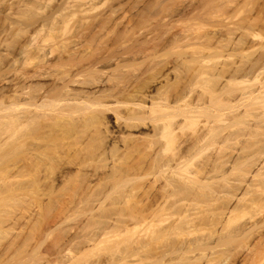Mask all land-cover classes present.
<instances>
[{"label":"bare ground","instance_id":"obj_1","mask_svg":"<svg viewBox=\"0 0 264 264\" xmlns=\"http://www.w3.org/2000/svg\"><path fill=\"white\" fill-rule=\"evenodd\" d=\"M39 1H41V0H39ZM49 1H51V0H49ZM65 1L63 3H65ZM68 1L69 0H67V2ZM154 1L156 3V0H154ZM161 1H163V0H161ZM35 2H37V0ZM74 2L77 3V5L80 3V1H79V3L77 1H73V4H74ZM83 2H84V0H81V3L82 4H79V6H81V9L85 7V9L83 11L81 9H75L77 7L75 4L74 5L76 7H73V8H72V5L73 4L71 6H70V3L69 2L67 4V6L65 4V6L67 8L69 7L70 9H72L71 10V13H70V11H68L70 9L69 8L67 9L66 7H64L69 12V15H70L69 18H71V17L72 18L73 17L76 18L75 15L77 13H79L78 15H81L79 18L82 19L83 18L82 16H83V13L84 12H85L84 13V18H85V16H87V14H89V12L91 11L90 8H89L90 11L87 12L88 11L87 10L88 8H86V6H83L84 5ZM165 2H167V1H165ZM165 2H163L165 4L164 7H166V3ZM192 2H194V1H192ZM202 2H203V0H202ZM31 3H33V2H31ZM152 3H154V2H152ZM91 4H93V3H91ZM206 4H205V6H206ZM28 5H25V6H28ZM62 5L64 6V4L61 3V6L60 7H62ZM117 5H116V7H117ZM157 5H158V3H157ZM113 6H115V5H113ZM160 6H161V4H160ZM87 7H91V5L90 6L88 5ZM64 8L63 9L59 8V9L63 10L62 11L63 12L62 15L64 14V12H67V11H64ZM92 8H93V5H92L91 9ZM111 8H110L111 14L110 15H107L106 17L103 16V18H101L102 16L100 15L101 16L100 17L101 19L98 20L97 23H96V19H93L94 21L91 20L93 23H90L91 22V21L89 22L90 17L87 16L89 18V20H88L87 17L85 19L88 20L89 25L86 26V27H84L82 30L80 29L81 31H78L77 33L75 32L79 36L81 35L82 39H84V40L81 39L82 40L81 42L86 41L89 44V46H88V44H86V42H85L86 45L83 42V46L84 47H81V48L84 49L83 51H81L82 49L80 50L78 47L76 48V46H75L76 50L75 49L72 50L73 48L70 49V47L68 45L63 46L61 49H59L57 47L56 48L54 47V48H51L50 51H48V53L51 56L52 55L54 56L57 53H59L60 54L59 57H58V54H57V57L59 59L61 58L60 60L58 59L59 61L63 60L66 57L65 55H67L68 60L65 59L66 61L63 60L64 62L62 61V63H65L66 62L67 66H70V67H67L66 64H65L66 69H63L62 72L59 71L60 72L59 75H57V73H56L57 72V69H56V72L54 73V74L57 75V76H54V77H56L55 78L56 80L53 83H51V84L50 83L49 84H46V83H43V84L37 83L39 81L36 82L37 83L36 85H32V84L31 85H29V84L28 85H25V84H23V80L27 76L25 75L26 72L25 73H22L23 72L22 70L23 69L26 70V66H30V68H31L32 67L31 65H36L35 66L36 68L34 67L35 69L32 67L34 69L33 74L31 75V77L29 76L30 78H33V79H35V78L37 79V78H39L41 76H42L41 78H43L44 75L45 76L47 75L46 77H44L45 79L48 78V75H50V73H47V72H49L47 70H49L48 68L51 69L53 66L51 65V67H49V65L46 64L48 62V60L46 62V59H48L47 56H49V58H51V57H50V55L48 53H46L45 47L42 46V45H41V47H36L37 44L35 43V39H33L35 37L32 36L33 38L31 39L30 38L31 36H29L30 33L28 35H26V36H24L25 34L24 35L22 34L23 32L20 33V35L22 34L24 36L23 37L24 39H25V37H27V38L29 37V39H31L32 41L34 40L33 43H35V44L32 43L31 44L32 46H30V48L31 47H34L33 45H35V49L32 50V48H31V50H32L31 51L29 49V47H28L32 41L29 40L30 43L27 42L29 44V45H27L28 49L25 47L26 43H24L25 45L23 46V48L25 47L26 49L25 48L22 49L23 52H25L24 50H28V51L30 50V52H26L27 55L26 54H23L22 52H20L22 55H24V57H27V56L28 57H27V59L24 60L25 62L23 60H21V59L20 60L18 59L19 62L23 61L21 63L22 64L21 65L22 68L21 69L19 68L20 70H16V69L15 70L16 71H19V72L21 71L22 76H20L21 74H19V72H16V74H15V75H17V77L18 76H20V77L17 78V81L14 83L15 86L14 85H11V86L16 87V88H13L14 91H15V93L10 88L11 91H12L10 94H13L14 97L11 98L10 96H7L8 92H10V91H7L8 89H6V92H5L6 94L5 95L9 99L11 98L10 99V102H8V101L6 102V98L7 97L5 95H4V97L2 96V94H3V92L5 90L0 93L1 94L0 95V99H1L0 100V109H1L0 110V152H1L0 153V156L3 153H5V154L2 155L4 157L10 156V155H8L9 154L8 152L10 150V154L12 153L11 160L13 162V169H12V171H9L12 167L11 168H8V171H7L6 168L9 166V160H10V158L8 157L9 158L8 159V158H4V157L1 156L2 158H4V160L5 159L6 160L8 159L7 161H4L3 160L1 162L2 163V167L5 168L8 173L11 172V174L9 173L8 176L6 175L7 176V179L10 178L12 180V178H13L12 181L9 180L12 184L8 185L7 188H9V187L12 186V189L9 188V190L10 191L13 190L14 191L13 193L15 195V198H17L16 201L14 199V203L18 201L19 204L20 203L21 204H75L74 206H71V207H74L75 208V209L72 208L73 211L71 210L70 207L69 208L67 207V209L69 211L67 210L68 213L67 212L65 213L67 215V216L65 215V218H70L71 215H73V214H75L77 212H81V210L83 209V207L82 206H79L80 204H87V203L90 204L92 202H96L97 204L98 203L99 204H105L107 202V200H108V202L110 200H112L111 199L112 198L111 195H112L113 192L111 193V191L113 189L112 190H109L110 192L108 194H106V195L103 193L104 194L102 196L103 199L101 197H100V199H96V198H99L98 196H96V198L94 197V199H93V196L92 195H89L88 196V195H86L83 192L85 194L84 195V194H82L80 192V190L81 189L82 190L84 189L85 191H87L86 193H89L90 192L89 190L90 189L92 190V186H93L92 184H93V182H97L98 181V178H97V181H95V179H94L95 177L92 178V175L89 174L90 172L88 173V175L85 174V172H83L84 169H83L82 166L84 165V167H85V165H87V163L89 162V160H90V163H91V160L93 162L94 161L93 159L95 158V156L97 157L98 152H99V149H100V144L102 143L101 141L99 142V138H103V136L102 137L100 136V137L97 138L96 135L98 136V134L100 133V131L98 132V130L102 129V127L104 128L107 125H109L108 124L109 118L108 117H105L104 115H109L110 113L111 114L114 113V115L115 114L118 115L115 118H118L119 117L118 119H120L121 121L123 120V122L126 123L127 127L130 126L131 124H134L136 127L139 128V126L141 125L142 122L145 123L144 122L145 120L148 121L147 120L148 118L150 119V121H152V123L155 122L156 124H158V125H156L157 126L156 128L159 127L157 129V130H159V132H158L159 133V135H158L159 136V140L160 141H163L164 140V143H165V145H164V143L162 142L165 147L164 146H161V147H164V149L161 148L162 149L161 151H165V152H167V151L170 152L171 151V154L169 153L170 156H171V158H166L165 159L164 157H162V155L165 156L168 153L167 152L166 154H162L161 155V157L164 158V159H160L159 158L160 160H156V161H155V159H153V163L151 161V163H152L151 165L154 168L157 167L159 169V167H162V168H167L164 171H166V170L167 171L168 170L170 171V172L168 171L170 173V175H171V177L169 176L170 180L169 179L168 180L166 179V184H169V186L167 185L166 187H163V188H167V189H168V187H170V190H167V191H169L168 192L169 194L166 195V192H165V196L163 194V197H156L157 195H155L154 197L156 199L153 198V201L155 200L154 203H152V204H144L145 203L144 200H145V197H146L145 195H144V199L142 200V202L144 201V203H142L141 202V199H142L143 196L140 198V196H139V194H141V193H139L140 191L138 192V196L139 197L137 195H134L135 197L133 198V196L132 197L130 196V191H128L129 190L128 189L127 190L128 193H127V191L125 192V193H127L126 195H128V196H126L125 194H124V196H126V197H123V196L121 197L120 196L121 199L122 198L123 199L121 200L122 202H120L121 204L120 203H119L120 205L118 204L119 207L117 205L118 208L115 207L116 205L113 206L112 207L113 209H111V210H109L111 207H106V209L107 208H109V209L108 210H104L105 209V206L103 207V205H101V206L99 205V208L96 207L95 204H92L93 207H92V205H90L91 207H89V208L86 206L88 208V209L86 208V211L89 210L90 212H84L85 209H83L82 212H84V214L87 213V215H85V216L89 220V223L86 222L85 223V226L83 225V227H81V228H79L78 226H76V228H78V229H76V231H74L75 228H73L74 230L73 229L72 230L74 231V234H73V231H67L68 233L64 232L63 235H66V234L67 235H66V240H65V236L62 235L64 238H62V236H61V239H60L61 242L60 243L63 244V249H61V251H62L61 253L59 251L60 255L58 256L59 253H57V255H56V253H54L55 250H53L54 252H52L51 255L54 254L56 256L52 255L54 257V258H52V256L50 255V252L52 251V249H50V247L51 248H56V246L54 245V242H53V244L51 243L52 246H50L51 245L50 244L49 245V248H48V250H51V251H48L47 250L48 253H49V255L51 256L50 258H52V259H50V258L47 259L48 258L47 257L48 255L45 256L47 254V252H46V254L44 255L45 257H44V259H42V261H44L47 264H264V204H258L260 201L264 200V173L258 171V173L254 174V177H256V178L261 177L262 180H261L260 183H257V184L253 183V185L250 184V186H248V189H250L249 191H253V189H255L254 191L256 192V195L257 196H258L257 193H260L261 194V196L259 198H256V196H254L255 194H254V191H253L252 193L254 194L253 195L254 197L251 196L252 197L251 199H247V196H248V193H249V191H247L246 193H243L240 198L239 197L237 198L239 200L238 201L239 204H176L175 201L173 202L174 199H177V196H178V194H180V192H182V195H183V192H186V194H188V193L191 192V190H194V189L195 190H200L207 183L206 177H203V178L198 177L200 175V173L201 174L203 173L205 175V174H208V173H213L215 171L216 172H219L220 170L223 169L222 168L223 167L222 164L224 163L223 162V159H224L223 158V155L225 153L222 154L223 153V152H221L222 149L224 148L223 149V151H224L225 148H226V146L229 143H231L233 141L238 142V140H240L239 138H242L243 137V134L241 135L240 132L239 133L236 132V131L234 132V130L232 131L230 129V128L233 127L232 124L235 121H237V120L245 119V118H248V117H253L255 115V113H256L257 116H259L257 113L260 114V111H264L263 110L264 109V96H261L263 92L260 94V91H259V93L256 94V95H259L260 94V96H258V97L254 95V93H256V92L253 91V90L248 93L249 95H246L247 94L246 91H248L247 89H250L249 87H247V89H246V86L247 85H249V86L251 85L250 87L252 89V85L253 84H249L248 83L244 87H243L242 84H245L246 82H248L249 81L248 80L249 77L247 76L248 78L245 79L246 81L243 82L244 81L243 80L242 81V84H241V82H239L240 80L238 81V78L241 77L240 76L241 75V73H240L241 71L238 70V72H237L234 69H231L229 71L228 70H225L226 68H228V67H224V66H227V64L226 65L223 64V66H221V67L220 66H217V65H216L217 67H207L206 64H205L206 61L209 59V58L206 59L207 55L204 57L206 60H204L202 57L199 58L200 60L202 59L200 61L201 62L200 63L201 65L198 66L201 69L198 68L199 71L198 70H197L198 72L196 71L197 73H199L198 74L199 77H196L195 76L196 78H201L202 77L203 80L205 81V86L206 87L204 86L203 88H206V89H203L202 88V90H201L203 92L204 98L202 96V93L199 90V92L201 94H199L196 98H194V96H193V98L197 101V104H195L194 106H191V104L189 105L187 102L186 103L188 105L187 104H183V103L180 104V101H183V100L180 99V101H179L177 96L175 98V95H178L179 92L177 94H174V93L167 94L166 93V95L164 97H159L160 93L158 94L157 92H155L158 95V98L157 97L156 98L155 97L153 98V97H151L148 94L149 91H147V87L152 88L151 87V83H152V80L151 79H153V78H157L158 79V77H157V75L155 73H156V71L158 72L163 67V65H162L163 62L162 61H161L162 64L159 62V64L162 65V67L159 66L160 69L155 70V68H151V70H152L151 73L154 72V74L156 75V77L153 76V78H151L153 73L151 75L149 74L151 76L150 77V81H146L145 82L144 81V79H145L144 78V75L143 76L141 75L144 78L143 81L145 83H143V81L141 80L142 77L139 78L141 81H138L139 80L138 77H135V80H136V78L138 79L136 81L133 80L134 77H132V78L130 77V81L133 80L132 83H134L131 86V83L129 82V77L126 78V76H123V74H121V76H119V77H117L115 79V76H118V72H120V71H122L124 69V68H122L120 70L118 68V66L120 64H117V63H121L120 61H122V58L120 56H118V57L121 58V60H118V62L115 64L116 67H117V68L116 67L114 68L116 74L114 73V69H111L113 71V73L115 74V76L113 75L114 78L112 77L111 80L110 79L107 80V78L104 79L106 81L111 82V84L114 83V84H112L113 86H110V89L111 90L110 89L107 90V88H106V90H104L105 88H103V87H102L103 90L101 89V87H100L101 90L100 89L98 90V87H97V90H98L97 92H92V91L89 92V90H87V91L86 90L85 91L84 90L83 91H79L76 87H75L76 88L75 89L74 86H77V84L79 85L82 82L81 81L82 79H83V82L82 83L84 85L85 84L84 83V80H85L84 78H88V76L90 75V73H89L88 76L84 77V73H87L89 71H93L95 69H96L95 71L98 70L96 73H98L99 71H101V72L103 71L104 72V71H106L105 70L106 69V65L107 64L109 65L110 64L109 62L112 61L111 58L113 60H114L115 57L118 58L117 57V54L114 53L115 51H112V48L114 50V46L116 45L115 44V41L114 40L112 41L113 38L110 37V40L111 41L108 40V39H107L108 41L105 40L106 41L105 42L106 44H103L104 41H103V43H98V41L100 39H101L100 42H102V39L110 36L109 34H108L109 36H107V33L105 35V31H104V34L103 35L101 33H103L104 27L108 23H110V21H111V23H113V20H115V19H111V18L113 16H115L116 13H118V11L120 10L119 9L120 7L117 8V10L115 8L114 9H111ZM204 8H202V9H204ZM186 9H187V7H186ZM164 10H165V8H164ZM193 10H190V12L193 11ZM177 11H178V9L176 10V12ZM58 12H59V10L57 11V13ZM80 12H82V14H80ZM109 12H107V13H109ZM167 12H168V10H167ZM197 12H198V10H197ZM184 13H182V14H184ZM195 13L196 12H194V14ZM60 14H61V12H60ZM58 15H59V13H58ZM65 15H66V13H65ZM173 15H175V14H173ZM190 16H192V15L190 14ZM52 17H53V15H52ZM64 17L65 16H63V18ZM171 17L173 18V16H171ZM175 17H177V16H175ZM251 17H253V16H251ZM251 17L248 18V20H246V24H243L244 30H247V33H246V34H248L247 39L249 37L250 38V41H251L250 35L252 36V39H253V37H257L259 34L261 35V33H258L257 32V34H256L255 31H253V30H257L258 28H256V27H258V26L260 27V25L257 26V24H256L257 23L256 22L257 20L256 21L255 20H252L253 18H251ZM48 18L49 17H47V19ZM170 18H169V21H171ZM66 19L67 18L65 17L64 20H66ZM86 20L84 22H86ZM180 20H183V19H180ZM187 20H191V19H187ZM192 20H194V17H193ZM223 21L225 23L227 22L225 20H222L221 23H223ZM37 22H39V21H37ZM37 22L35 21V23H37ZM176 22L177 21H175V23ZM184 22H180V23L182 25H185V26L186 25L187 26H191L192 21L191 22L189 21L190 24H188L189 22L184 24ZM10 23H11V21H10ZM167 23H165V24H167ZM171 23H172V21H171ZM225 23H224V25H222L223 28L220 27L221 24L218 26L219 28H222L223 30L221 31V29H220V32L217 33V31H216L215 34H214L213 31L210 32L208 29H205V31L207 30L209 32H206V33L202 34L204 32V31L201 30L202 26L198 27L195 31H193L195 29L194 27H193L194 28L193 30H192V28L190 29V27H189L188 30H186L187 28L186 29L183 28V32L185 33L184 36H183V38H181L182 37V34H181V36H178V34L175 35V36H174V34L173 35H170L169 34L172 37L169 40L166 38L167 39V42H166V40H164V41L166 43H169L170 42V44H172V45H174L176 43H181V41H185V42L186 41H189V42H187V44L190 43V41L196 42L193 45H191L192 47L195 46L196 49L195 48L194 49L191 48V50H193V51L196 52V54L195 55H192V56H198V57H200L201 54H202V56H204V53H202V52L200 53V51H205V52L207 51L208 52V51H212V50L214 51V49H216V51L217 50L221 51L222 48L218 47V48H220V49H218L216 47L217 46L216 44L221 43L222 41L220 39H224L223 38L224 36L225 37L228 36L226 38V40L228 41L229 47L230 46H233V44L235 45V44L241 43V41L243 42V38L242 37H241L242 38L241 40H240V38L237 40V39H235L237 37L236 36L234 38V40H233V36L237 35V33H236L237 32L236 31L237 29L234 27V26H236V24L233 23V26H232V25H230L231 23H226V24ZM37 24H39V23H37ZM114 24H115V22H114ZM6 25H8V24H6ZM11 25L9 27H11ZM41 25H43V24H41ZM44 25H46V24H44ZM109 25L107 26V28H109ZM172 25L174 26V24H172ZM238 25H240V24H238ZM26 26H23L24 29H25ZM28 26H30V25H28ZM33 26L36 27L35 24H33ZM33 26H31V27H33ZM167 26H169V25H167ZM214 26L215 27L213 29L216 30V28H218V27H217V25H214ZM14 27H16V28L19 27L20 28V26L17 27L16 25ZM31 27H29V30L31 29ZM35 27H34V29H35ZM100 28H103V29L101 30ZM175 28H177V27H175ZM175 28L173 27V29H175ZM237 28L239 29V26ZM241 28H240V31H241ZM243 28H242V30H243ZM22 29H21V31H22ZM95 29L96 30L97 29L98 30L100 29L101 31L100 32L99 31L96 32ZM173 29H172V31H173ZM29 30H27V31H29ZM129 30L120 31L119 33H118L119 30H118L117 33H116V35L119 36V37H121L123 35L124 39L127 38V37H129L126 40H128V39L131 40L130 37H133V35H135V34L132 35L133 31L131 32ZM133 30H134V33H136V30L135 29H133ZM157 30H159V29H157ZM166 30H167V28H166ZM170 30H171V28H170ZM176 30H178V29H176ZM198 30H200V32H202V33L198 32ZM111 31H112V29H111ZM162 31H164V30H162ZM2 32H3V30H2ZM2 32H1V34H2ZM154 32H155V30H154ZM168 32L169 31H167L165 33H168ZM193 32H195V33H193ZM25 33H26V31H25ZM138 33H140V32H138ZM158 33H159V31H158ZM172 33H175V32H172ZM210 33H212V34H210ZM12 34H13V32H12ZM35 34L33 33V35H35ZM113 34H114V32L112 33V35ZM154 34H153V36H154ZM7 35L8 36L11 35V32H10V34H7ZM145 35L147 36V34H145ZM238 35H239V33H238ZM3 36H5V35H3ZM3 36H2V38H3ZM79 36L77 38L80 39L81 37H79ZM103 36H106V37L101 38ZM113 36L115 38V35H113ZM140 36H142V35H140ZM156 36H157V34H156ZM160 36H162V34H160ZM166 36H167V34H166ZM14 37H15V35H14ZM136 37H139V34L136 35ZM136 37L134 36V38H136ZM149 37L152 38L151 36H149ZM7 38H9V37H7ZM23 38H20V41ZM134 38H132V39H134ZM153 38L152 39H148L149 42H151L152 45H153V42L151 40H153ZM121 39H123V38L121 37ZM162 39H165V37H163ZM247 39L245 38V40H247ZM74 40L72 41L73 43L77 42V40L75 42H74ZM129 40L128 41H125V42L121 41V43L122 42L123 43L129 42ZM155 40H156V37H155ZM155 40H153V41L155 42ZM193 40H196V41H193ZM253 40H258V39L255 38ZM22 41H24V40H22ZM26 41H28V40H26ZM117 41H119V40H117ZM134 41H136V40H134ZM199 41H200V43H199ZM5 42H4V44L7 43V42L6 43ZM81 42H79L80 45H82ZM112 42L114 43L113 45L111 44ZM161 42L163 43L162 45H161ZM161 42L159 41L160 45L162 47L165 46L166 43L163 42V41H161ZM0 43H2V42H0ZM79 43H77V44H79ZM157 43L158 42L156 41L155 46L153 45L155 48H157L156 50L159 49L158 48L159 45ZM197 43H199V44L196 45ZM100 44H102V45H100ZM245 44L247 46V43H245ZM245 44H244V47H245ZM69 45H70V43H69ZM118 45H120L119 42H118ZM118 45H116V46L118 47ZM148 45H149V43H148ZM148 45H145V46H148ZM152 45L151 46L149 45L148 47H144V46L143 47L146 48V49L147 48L149 49V47H152L153 49H155ZM177 45L178 44H176V46ZM184 45H182V46H184ZM9 46L12 47V45H9ZM60 46H62V45H60ZM86 46H88V47H86ZM105 46L108 49L111 47L109 49V50H111V52L107 48H105L106 50H101L100 49V48H103L104 49ZM123 46H126V45L123 44ZM130 46H133L135 48H138L137 50L140 49L137 46V43H136L135 46H134V43L131 44ZM179 46H180V44H179ZM213 46L215 48H212ZM238 46H241L239 48H242V45L241 44L238 45ZM5 47H6V45H5ZM13 47H14V45H13ZM162 47H161V49H162ZM187 47L189 48V46H187ZM14 48H16V46ZM36 48H37V50H36ZM120 48H122V47H120ZM126 48H123V49H126ZM188 48H185V50L188 49ZM225 48H227V45H226ZM230 48H232V47H230ZM230 48H229V50H231ZM236 48H238V47H233L232 50L234 49V51H235ZM0 49H1V47H0ZM2 49H3V47H2ZM57 49L59 51L60 50H62V51L59 52V51H57ZM99 49L101 50L100 53H99V51H100ZM132 49H134V48H132ZM132 49L130 48V50H129V47H128V50L129 51H133ZM163 49H166V48L163 47ZM163 49L161 51H164ZM16 50H14V51H16ZM128 50L126 49V51L125 50H123V51L126 52V54H127V51ZM144 50L145 49H140L139 52H137V55H135L136 54L135 52H134L135 54L133 52L132 53L135 56H139L140 54H142V56H143V53H141V52H145V54L146 53L148 54V52L146 50L145 51ZM156 50H155V54H158V53H156ZM189 50H190V48H189ZM197 50H198V54H197ZM222 50H223V51H221L222 53L224 52V50H225V52L226 51L228 52V48L227 49H222ZM7 51L8 50H6V52ZM97 51H98V53L100 55H98V56L95 57V55L98 54ZM116 51H118V50H116ZM134 51H135V49H134ZM161 51H157V52H159V54H160ZM193 51L192 52L190 51V52L192 54H194L195 52H193ZM108 52L111 53V54H113V57L111 56V58H109L110 61L107 60V58L109 57L107 55H111V54H108ZM149 52L150 53H154L151 50H149ZM186 52H187V50H186ZM9 53H11V52H9ZM42 53H43V56L40 55ZM2 54H3V52H2ZM2 54H1L2 58L3 57L6 58L8 56V55H6V57H5V55H2ZM6 54H8V53H6ZM17 54L20 55L19 53H17ZM17 54H15V55L12 54V56L15 57ZM122 54H121V56H122ZM129 54H127V55H129ZM155 54H154L155 58L153 56L154 62H155V60H158V58L156 59V55ZM215 54H217V53H213V55H215ZM22 55H21V57H23ZM125 55H123V58H124ZM152 55L150 56V54H148L146 56L149 58V57H152ZM131 56H132V54L129 57L131 58ZM210 56H212V55H210ZM24 57H23V59H24ZM147 57H146V59H147ZM157 57H158V55H157ZM142 58L145 59V56L144 57H141V59ZM188 58H189V56H188ZM193 58L192 59L194 61H195V59H197L195 57H193ZM53 59H54V57H53ZM127 59H125V60L127 61ZM137 59H140V57H138ZM137 59H136L135 62H137ZM151 59L152 58L147 59V61L146 60L145 61L147 63L148 62L151 63ZM190 59H191V57H190ZM1 60H4V59H1ZM9 60H10V57H9L8 61ZM15 60L17 61V59H15ZM55 60H57V59H55ZM105 60H107L109 62H107ZM128 60H130V59H128ZM134 60H133V62H134ZM148 60H150V61H148ZM16 61H14V63ZM59 61H58V63H59ZM197 61H199V60H196L194 62L195 65H196ZM6 62L5 63L3 62L4 65L6 64ZM10 62H11V60H10ZM12 62H13V60H12ZM12 62H11V64H12ZM34 62L35 63L37 62V63L35 64ZM104 62L105 63L107 62L106 65H104ZM133 62L131 61V63H133ZM140 62L142 63L141 60H140ZM140 62L137 63V64L141 65ZM146 62L143 61V63H146ZM154 62H152V63H154ZM256 62H258V61H256ZM18 63H15L16 66H18L17 65ZM54 63H56V61H54ZM54 63H52V64H54ZM62 63H60V64L62 65ZM122 63L124 64V62H122ZM203 63L205 64L206 67L204 65H202ZM8 64H9V62H8ZM48 64H51V63H48ZM100 64L102 66H105V69L104 70L101 67L99 68V66H101ZM128 64H130V63L128 62L127 65ZM159 64H157V65H159ZM61 65H60V67L63 68L64 67V64H63V66H61ZM195 65H194L193 68H195V67L197 68V66H195ZM261 65H263V63H261ZM47 66H48V68H47ZM120 66L122 67V65H120ZM129 66L131 68L132 67V64L129 65ZM154 66H155V63L153 64V66L151 64V67H154ZM12 67L14 68V66H12ZM18 67H20V66H18ZM55 67L60 68L59 65H56ZM113 67L114 66L112 65V68ZM124 67H125V65H124ZM145 67H146V65H145ZM171 67H173V65ZM233 67H234V65H233ZM252 67L255 68V66H252ZM257 67H259V66H257ZM4 68H2V69H4ZM53 68H52V70H53ZM149 68H150V66L148 67V69ZM175 68H176V66H175ZM193 68L191 69V71L193 70ZM238 68H240V67H238ZM262 68L260 66L259 71H261ZM60 69H58V70H60ZM99 69H102V70H99ZM118 69H119V71H118ZM6 70H7V68H6ZM29 70H32V69H29ZM124 70H126V69H124ZM244 70H243V73H244ZM3 71L4 70H2L0 72L1 75L3 74ZM42 71H44V72H42ZM170 71L172 72V70H170ZM173 71L177 72V70H173ZM50 72H51V70H50ZM107 72H108V69H107ZM227 72H228V74L230 73V75L229 76L226 75L228 77L226 79L225 73H227ZM236 72L239 73V74H237ZM11 73H10V75H11ZM30 73H28V74H30ZM91 73H94V71L91 72ZM120 73H122V72H120ZM133 73H135V72H133ZM192 73H194V72H192ZM243 73H242V75H244ZM262 73H264V72H262ZM175 74H173V75H175ZM177 74H178V72H177ZM6 75H7V72H6ZM10 75H9V77H10ZM236 75H239V77H237ZM257 75H258V73H257ZM257 75H255V76H257ZM3 76H5V75H3ZM24 76H26V77H24ZM93 76H95V75H93ZM22 77H24V79ZM251 77H253V76H251ZM80 78H82V79L80 80ZM90 78L93 80V77H90ZM90 78H88V79H90ZM224 78L227 80V83L230 84L228 86H231V85H236V86L237 85L238 86L239 85H242L243 88L240 91L241 96L244 94L245 96H250L251 97V96L254 95L253 97H255V99L252 98V97L250 98V99H254L255 101L252 100L253 103H251L252 101L251 102L249 101L251 103V105L249 107H246L245 108L246 110H244V112L243 111L241 113L240 112H237V114H233V117L232 116L230 117L226 113H224L223 107H224V105H228L227 103L230 104V102L232 101V99H230V97H232V96H230V95H234L235 94L234 92H237V91L230 92L231 90H229L228 92L230 93V95H229L228 92H227L228 94L226 95V91L228 90V87L226 86L227 83H226L225 86H223L224 83L223 84H220V83H222L221 81ZM6 79H8V77ZM112 79H115V82ZM126 79H128V81H126ZM254 79L256 80L257 77L253 78V80ZM30 80H32V79H30ZM45 81H47V80H45ZM250 81H251V79H250ZM256 81H258V79ZM12 82L13 81H11V83ZM99 82H100V80H99ZM128 82L130 83L129 88H127L128 85H129ZM147 82H151V83H149L150 86H148V83ZM153 82H154V80H153ZM8 83L6 82V84H8ZM96 83H94V84H96ZM171 83H167V85L168 84H171ZM261 83H262V81L260 83H258V84L262 85ZM2 84L3 83L1 82V85L0 86H3ZM107 84H108V86H106V85L105 86L109 88L110 83H107ZM153 84L154 83H152V86H154ZM101 85H102V83H101ZM126 85H127V87H126ZM263 85L261 87L264 88ZM85 86H87V85L85 84ZM91 86H93V85H91ZM111 87L112 88L113 87L114 88H117L118 90L117 89H114V88L112 89ZM166 87H168V86H166ZM174 87H175V89H173ZM225 87H227V89ZM253 87H255V86L253 85ZM79 88L82 89L81 87H79ZM150 88H148V90H150ZM177 88H178V86H177ZM263 88H261V89H263ZM160 89H161V87H160ZM169 89H171V91H172V89H173V91L176 90V86H174V82H173V85L170 86ZM169 89H168V92L170 91ZM116 91H118V92H116ZM177 91H178V89H177ZM257 91H258V89H257ZM151 92L152 91H150V94H151ZM152 94H154V93H152ZM228 96H229V99H228ZM245 96H242L241 98H243ZM179 97H181V95H179ZM237 97H238V95H237ZM3 98H5V100ZM233 98H235V97H233ZM246 98H248V97H246ZM151 100H152V102H151ZM235 100H237V99H235ZM149 101L151 103L150 106H148L150 104ZM238 101H240V100H237V102ZM232 102H231V104H232ZM6 103H8V105ZM236 103H233L234 105L232 104V106H235ZM121 105H123V106H121ZM1 106H2V108H1ZM119 106L121 108L123 107L122 108L123 110L125 109L124 106H126V109L124 110L125 114H123L124 112L122 113V111H119L121 109ZM183 107L186 108L187 112H185V109ZM118 108H120V109L117 110ZM145 110H147V111H145ZM143 111L147 112L150 117H148V118L145 117V114H147V113H145ZM119 112H121V113H119ZM185 113H187V114H185ZM261 113H262V115H264V112H261ZM122 114H123L124 117L121 116ZM181 115L184 116V120H183L184 124L185 123H194V124H197L198 125L199 123L200 124L204 123L203 125H204V128H206V130L203 133H201V132H200V134L197 133L198 135H196L195 137H193L194 139L193 138L191 139L192 141H190V143H188L187 147L185 148V151H187V152H184L183 153V151H182V153H175V149H176L175 148V146H176L175 144L177 143V141L180 138V137H178L179 135L177 134L178 133L177 131L179 130L178 129V124H179V121H180L179 120V117ZM106 120H107V122H105ZM109 121H111V119ZM117 121H115V124H116ZM135 122L136 123L137 122H140V124L137 123V125H136ZM162 122H163L164 125L161 124ZM106 123H107V125H106ZM159 123H160L161 126L159 125ZM138 124H139V126H138ZM124 125L125 124H123V127H125ZM134 125H131V128ZM100 126H102V127L100 128ZM144 126H145V124H144ZM181 126H183V125L181 124ZM107 128H109V126H107L105 129L107 130ZM140 128H141V126H140ZM256 128H258V126H256ZM89 131L90 132L92 131L93 134L95 132V135L93 136V134H92V136H90L91 139L89 140L90 142L88 144H86V141L88 139V138H86V140H85V146H84L83 145L84 142L81 140V138L83 136H81V135H83V134L85 135V133L86 132L88 133ZM110 132L113 135V132L112 131H110ZM106 133L108 134V131H106ZM131 135H132L131 136V139H132L134 136H133V134H131ZM145 135L146 134H144V137H145ZM116 136H117V134H116ZM122 136H123V134H122ZM122 136H120V137H122ZM150 136L152 137L151 134H150ZM154 136H155V134H154ZM158 136H156V137H158ZM244 136H246V135H244ZM249 136L252 137L253 134L250 133ZM135 137H136V135H135ZM149 138H146V139H149ZM120 139L122 140L123 138H120ZM142 139H143V137H142ZM153 139H155V138H153ZM124 140H126V139H124ZM124 140H122V144L125 143V142L123 143ZM140 140L141 139H139V141ZM242 140H240L239 142H241ZM145 141H144V143L141 142V144L144 145V146H145V143H146ZM188 141L189 140H187V142ZM126 142H127V140H126ZM134 142L135 141L133 140V143ZM149 142L150 141H148L147 143H149ZM162 143H159V144L161 145ZM182 143H183V141H181V145H182ZM244 143L246 145L244 149H248L249 150L250 147H251L250 143L249 142H248L249 144H246V142H244ZM138 144L139 143H137V145ZM214 144L217 145V146L215 147L216 150H214V154L212 153V155H210L211 158L209 157V161L210 160L211 161L210 162L208 161V164L198 166V168L196 170V174H194L193 176H190V177H187L186 176L187 178H184L185 177L184 176L183 177L184 179L182 178V180H181L179 178V174H180L179 173V170H181L183 163L185 161H187V156L186 155L188 153H190L192 151V149L197 148V147H200L201 145L204 148L206 145L213 146ZM247 145H250V146H247ZM3 146H7L8 148L10 147L11 149L9 148V150H7L8 148L5 147L4 150H2L3 149ZM111 146H112V144H111ZM139 146H141V145L139 144ZM144 146H142V148H144ZM184 146H186V144ZM127 147L128 146H126L125 148H127ZM155 147H157V145H155ZM114 148H116V147H114ZM131 148H132V146H131ZM131 148L128 147V149H131ZM146 148L148 149L149 147L147 146ZM150 148H153V146H151ZM5 149H6V151H5ZM104 149H107V148H104ZM119 149H120V147H119ZM139 149H141V148H139ZM244 149L241 148V152L242 153L244 152V151H242ZM1 150L3 151V153H2ZM134 150L135 149H133V150L131 149V150H128V151H130V153H131V151H134ZM154 150H156V149H154ZM178 150H177V152H179ZM104 151H106V150H104ZM114 151H115V154H116V152L119 151V150H117V151L114 150ZM123 151H124V149H123ZM152 151L150 152V154L153 153ZM236 151H237V149H236ZM112 152H113V149H112ZM137 152L140 153L139 151H137ZM6 154H7V156H6ZM115 154L113 153V155H115ZM124 155H127V154H124ZM135 155H134V157L139 156L138 154H135ZM142 155H143V153H142ZM144 155H146V154H144ZM111 156H112V153H111ZM167 156L169 157V155H167ZM225 156L226 155H224V157ZM66 157H67V159L68 158L71 159V161L69 159H68L69 160L68 161L66 159ZM101 157H103V156H101ZM101 157H99V158H101ZM145 157L148 158V156H145ZM123 158H125V157H122L120 159L124 162L125 160H123ZM129 158H130V156H129ZM151 158H152V156H151ZM107 159L108 158H106V163L109 160V159L108 160ZM65 160H67L69 162V164L72 163V165H75V166L77 165L79 167V168H75V170L76 169H79L78 171H76L77 173L75 172V174H73L74 172L72 173V171L70 170V168L67 169V170H65V167L63 165L65 163H68L67 161L65 162ZM136 160L139 161L138 159H136ZM148 160H150V159H148ZM212 160L215 163L213 165H210L211 162H212ZM129 161L130 160H128V162ZM132 161H134V160L132 159ZM144 161L140 160V162H138V166H136L137 169L133 166L134 163L131 164V166L134 167V174H135L136 171H138L140 169L142 170L144 168V166H143V165H145V164H143V163H145ZM103 162H105V161H103ZM116 162H117V160H116ZM123 162H121V163L123 164ZM118 163H120V162H117L116 164H118ZM69 164H67V165H69ZM109 164L111 165V163H109ZM140 164H141V166L143 168H141ZM218 164L219 165L221 164V165L219 166ZM151 165L149 166V168L151 167ZM207 165H209L210 169L211 168L212 169L211 170L208 169L209 167ZM263 165H264V163H263ZM127 166H128V164H127ZM139 166H140V168H139ZM124 167H126V164L124 165ZM263 167L264 166H262V168H261L262 170L264 169ZM98 168H100V167H98ZM146 168H147V166L144 169H146ZM149 168L146 169V170H150L152 167L150 169ZM88 169H89V167H88ZM92 169H93V167H92ZM129 170L131 171V169H129ZM120 171L121 170L118 169V171L115 172V174L116 173H119ZM164 171H162V172H164ZM96 172L93 173V174L96 175ZM121 172L122 173H120V176H121V174H123L124 175L123 177L121 176L119 178L118 177V174H116L117 177L115 176L116 178L114 177V179H111L113 177L110 176L111 177L110 178L111 181L114 180V184L116 183L115 185H117V183H118V185H117L118 188H119V185H121L122 183H123L122 185H125V183H126V185H125L126 187H127V185H129V182L131 181V179L128 182L124 178L125 176L126 177H132V178H133V176L134 177L137 176V174L136 175H133V176H128L129 174H127V172H129V171L127 169H122ZM153 172H156V171L153 170ZM1 173H4V172H1ZM138 173H140V172H138ZM149 173H150V171H149ZM98 174H100V173H98ZM115 174H113V176ZM154 174H157V173H154ZM10 175H12L13 177L12 176L9 177ZM89 175H91V176H89ZM104 175H105V173H104ZM142 175H143V173H142ZM150 175H151V177H153L152 174H150ZM96 176L98 177V175H96ZM139 176L140 175L138 174V177ZM143 177H146L145 172H144V176ZM115 179L117 180L116 182H115ZM124 179L126 180L125 183H124ZM143 179L144 180L146 179L145 181H147V179H149V177L142 178L141 180H143ZM105 180H107V178H104V176H103V178H100L99 177V183H97L95 185L99 187L100 184L103 182L102 184H105L104 187H106ZM135 180L136 179H134V181H131V182L134 183ZM141 180H140V177H139L138 182L139 181L141 182ZM167 181H169L170 183H168ZM148 182L151 183L150 181H148ZM110 183H109V181L107 182V184H110ZM132 183H130V186H132L131 185ZM154 183H155V181L153 182V187H154ZM88 185L91 187L90 189L88 188L89 187ZM115 185H114V188L116 187ZM134 185H136V184H134ZM156 185H157V183H156ZM150 186H152V183H151ZM98 187H93L92 194H93L94 190L97 189ZM137 187L138 186H136V188ZM235 187H236V185L233 186V188H235ZM239 187L241 189V186H239ZM86 188H87V190H86ZM118 188L116 187V190ZM134 188H135V186H134ZM143 188H145V186ZM251 188H253V189H251ZM68 189H70V192L69 193H67ZM77 189H80L79 192H77ZM138 189L141 190V188H139V187H138ZM6 190H4V191H6ZM63 191L64 192L66 191V193H63ZM142 191H143V189H142ZM3 192H2V194H1L0 197H2ZM106 192H107V190H106ZM161 192H164V191L162 190ZM133 193H132V195H133ZM98 194L100 196V193H98ZM155 194H157V193H155ZM159 194H161V193H159ZM122 195H123V193H122ZM150 195H148V196H150ZM91 196H92V198H91ZM109 196H111L110 199H109ZM262 196H263V198H261ZM137 200L139 202H141V203H139L140 205L137 203L138 202ZM151 200L152 199H150V201ZM133 201H135V203H137L138 205L136 204V206H135L134 203H133ZM146 201H147V198H146ZM148 201H149V199H148ZM150 201H149V203L152 202V201L151 202ZM171 201H172V203H171ZM108 202L106 204H108ZM168 202H170L171 204L170 203L167 204ZM122 203H124L123 204L124 206H122ZM131 203H133L132 205H134V207H132V208H130L132 206ZM173 203H175V204H173ZM242 203H247V204H242ZM114 204H115V202H114ZM126 204L129 205V206L131 205L129 207L130 208L129 210H127L128 208L126 209V207H127ZM79 207H82V208L81 209H78V211H76L77 208H79ZM70 210H71L72 213L75 212V211L76 212L73 213V214H71L70 213ZM101 211H103L104 215H103V213H102V215L105 217V219H108V223L106 221H105L106 222L105 224L103 222L96 221L97 220L96 218L98 216L97 217L95 216V214H96L95 212L99 213ZM61 213H62L61 215L60 214H58V215H60L62 217V215H64V214H63V212H61ZM89 214H90V217H91V215H94V217H96V218H94V221L95 222H93V220H92L93 219V216L91 217V220H90V217L89 218L87 217ZM102 215H101V217H103ZM52 218H53V216H52ZM56 218L59 219L58 217H56ZM103 218H100L99 220H101ZM50 219H51V217H50ZM46 220H48L49 222L50 221L55 222V221H53V219L52 220H49V218H47ZM46 220H43V221L46 223L47 222ZM90 221H92V222H90ZM52 222H50V224H52L54 226V224ZM18 224H20V223H18ZM27 224L31 225L32 223L30 222V223H27ZM48 224H46V225H48ZM38 226L36 225V227L34 228V225H33V228L35 229V231H37L38 229L40 230V229H42L44 227L43 224H42V226H43L42 228H40L41 226H39V227ZM51 226L49 225L50 228H51ZM79 226H81V225H79ZM142 226H143V229H144L143 231L141 230L142 229L141 228ZM45 227H48V226H45ZM45 227H44V229H46ZM69 227H67V228H69L71 230L72 226H69ZM138 228H140V230ZM40 231L42 232V230H40ZM46 231H47V229H46ZM52 231H51V234L53 233ZM137 231H139V232H137ZM30 232H32V230H30ZM31 234H33V233H31ZM35 234H36L37 237H35V235H30V234H29V236H31V237L34 236V238L37 241L38 240L37 239L38 238V235H41V234H39V233H35ZM48 235H50V233ZM19 237L21 238V235ZM55 238H57V237L55 236ZM3 239H5V238L3 237ZM35 239H34V241H35ZM39 239H40V242H37V243H39V245H41L40 243L43 242V241L41 240V238H39ZM62 239L65 240V242L64 241L62 242ZM56 240L58 241V239H56ZM2 243H4V242H2ZM5 244H7V243H5ZM5 244H3V245L5 246ZM12 244L13 243L8 244V245H10V247H12V249L13 248L16 249V247L19 246L18 245L16 247H13ZM16 244H18V243H16ZM23 244L24 243H22V245ZM33 244H34V242H33ZM24 245L26 246L27 244H24ZM43 246H42V248H43ZM10 247H8V248H10ZM30 247H31V245H30ZM42 248L39 247V249H42ZM58 248H59V246H58ZM10 250L11 249H9V251ZM36 251H35V253H36ZM56 252H58V250ZM37 253H38V251H37ZM38 256H40V255H38ZM41 256H43V255H41ZM40 257H39V260L41 261ZM40 261H39V263H40ZM44 262L41 263V264H44ZM60 262H62V263H60ZM31 263H32V261H31ZM32 264H38V262L36 261V262H34Z\"/></svg>","mask_w":264,"mask_h":264},{"label":"rangeland","instance_id":"obj_2","mask_svg":"<svg viewBox=\"0 0 264 264\" xmlns=\"http://www.w3.org/2000/svg\"><path fill=\"white\" fill-rule=\"evenodd\" d=\"M36 1V0H35ZM34 0H0V42H2V43H0V47H1V49H2V47H3V49L1 50L0 49V58L1 59H4V60H1L0 59V70L2 71V70H4L3 71V74L1 75V73H0V79L2 80H0V85H1V82L3 83L2 85L3 86H0V93L1 92H3L4 90V92H3V94H2V96L4 97V95L6 94L5 92H6V89H8L7 91H10V92H8V94H7V96H10L11 98L12 97H14V95L13 94H10L12 91L15 93V91H14V89L13 88H16V87H14L15 85H14V83L17 81V78H19L20 76H22V74H21V71L19 72V71H16V70H20L21 68H22V62L25 60V59H27V57H24V55H22L20 52H22L23 54H26L27 55V53L26 52H30V50H31V48H32V50L33 49H35V45H33L34 47H31L30 48V46H32L31 44L33 43V41L31 40L33 37L32 36H34L35 38H33V39H35V43L37 44L36 45V47H41V45L42 46H44L45 47V49H46V53H48V51H50V49L51 48H59V49H61L63 46H65V45H68L69 47H70V49H72V50H76V48L78 47L81 51H83L84 49L83 48H81V47H84L83 46V42H84V44H85V42L86 41H83V42H81L82 40H84V39H82V37H81V35L79 36L78 34H76L78 31H81L84 27H86V26H88L89 25V22L91 21V20H93V19H96V23H97V21L98 20H100L101 18H103V16L104 17H106L107 15H110L111 14V10H110V8L111 9H114L115 7H116V5H117V7L115 8L116 10H117V8H119L120 10L118 11V13H116V15L115 16H113L111 19H115V20H113V23H111V21H110V23H108L105 27H104V29L103 28H100L101 30L103 29V33H101L102 35L104 34V31H105V35H106V33H107V36H109V37H106V36H103V37H101V38H104V37H106V38H104V39H102V42H100L101 41V39L98 41V43H103V41H104V43L103 44H106L105 42L106 41H108V40H110V37L111 38H113L112 39V41L114 40L115 41V44L116 45H118V42L120 43V45H118V47L115 45L114 46V50H113V48H112V51H115L114 53L115 54H117V57L118 56H120L121 58H122V61H120L121 63H117L118 62V60H121V58L120 57H118V58H114V60L111 58V56L113 57V54H111V53H109L108 52V54H111V55H107V56H109L108 58H107V60H109L110 61V59L109 58H111V62L113 63H111V62H109V61H107V60H105V61H107V62H109L110 64V66L108 65H106V63L104 62V65H106V69H105V66H102L101 64V66H99V68L101 67L103 70L105 69L106 71H99L98 73H96L97 71H95V70H93L94 71V73H91V72H93V71H89V72H87V73H84V77H86V76H88L89 75V73H90V77H93V80L88 76V78H90V79H88V78H84L85 80H84V83L87 85V86H85V84L83 85V77L82 78H80V80L82 81L79 85L77 84V86H74V88L76 87L79 91H87V90H89V92L90 91H92V92H97L99 89H100V87H101V89L103 90V88H105L104 90H106V88H107V90H109L110 89V86H113L112 84H114V83H112L111 84V82H109V81H106V80H104V79H106L107 78V80H111V78L113 77V75L115 76V67H116V63L117 64H120V65H122V67L119 65H117L118 66V68L121 70L122 68H124V69H126V70H122V71H120V72H122V73H120V72H118L119 71V69H118V76H115V79L117 78V77H119V76H121V74H123V76H126V78H128L129 77V82L131 83V86L134 84V83H132L133 82V80H135V77H138V79L139 78H141L143 75H144V78L142 77V81H143V79H144V81L146 82V81H150V75L152 74V77L151 78H153V76H155L156 77V75H157V77H158V79L157 78H153V79H151L152 80V83H154L153 85L154 86H152V83L151 82H147L148 83V86H150V84L149 83H151V87L153 88H150V87H147V91H149V95L151 96V97H157L158 98V95L155 93V92H157L158 94L160 93V95H159V97H164L165 95H166V93L167 94H171V93H174V94H177L178 92V95H175V98H176V96L178 97V100L180 101V99L181 100H183V101H180V104L181 103H183V104H191V106H194L195 104H197V101L194 99V98H196L199 94H201L202 93V96H203V98H204V95H203V92L201 91L202 90V88L205 86V81L203 80V78L201 77V78H196V77H199V73H197L198 71H199V69L198 68H200V67H198V66H200L201 64V60L199 59V58H203L204 60H206V59H208L207 61H206V66L207 67H217V66H223V64L224 65H226L227 64V66H224V67H228V68H226L225 70H231V69H234V70H236L237 72H238V70L239 71H241L240 73H241V77H239V75H236L237 77H239L238 78V81L239 82H241V84H242V81L243 82H245L246 80L245 79H247L248 77V82H246L245 84H242L243 85V87L244 86H246L248 83L249 84H253L255 87H253V85H252V89H251V85L249 86V85H247L246 86V89H247V87H249L250 89H247L248 91H246L247 92V94L246 95H249L248 93L249 92H251L252 90L253 91H255L256 93H254V95L255 96H260V94L262 93V95L261 96H264V88L263 87H261L263 84H264V73H262V72H264V0H203V2H202V0H163V1H157L156 0V3H155V1L154 0H84V2H83V6H86V8H88L87 10V12H89L90 10L92 11H90L89 12V14H87V16L88 17H90V20H89V18L87 17V16H85V18L87 17L88 18V20H89V22H88V20H86L85 18H84V13H83V20L82 19H80L79 17L81 16V15H78L79 13H77L76 15H75V17L76 18H69V12L68 11H70V13H71V10L72 9H70L69 7V9L70 10H68L67 11V4H68V2L70 3V6L73 4V1H77L78 3H79V1H80V3L79 4H82L81 3V0H69L68 2H67V0L65 1V3H63L64 1L63 0H51V1H49V0H41V1H39V0H37V2H35ZM123 1V2H122ZM165 1H167V2H165ZM192 1H194V2H192ZM31 2H33V3H31ZM67 2V3H66ZM72 2V3H71ZM90 2V3H89ZM152 2H154V3H152ZM163 2H165L166 3V7H164L165 6V4L163 3ZM31 5H30V4ZM61 3L62 4H64V6L62 5V7H60L61 6ZM91 3H93V4H91ZM120 3V4H119ZM157 3H158V5H157ZM207 3V4H206ZM29 4V5H28ZM33 4V5H32ZM38 4V5H37ZM65 4H66V6H65ZM78 7H76L75 5ZM74 6L72 5V8L73 7H76L75 9H81V6H79V4L77 5V3H75L74 2ZM90 6L91 5V7H92V5H93V8L91 9V7H87L88 5ZM123 6H122V5ZM160 4H161V6H160ZM192 4V5H191ZM205 4H206V6H205ZM25 5H28V6H25ZM113 5H115V6H113ZM121 5V6H120ZM188 5V6H187ZM197 5V6H196ZM82 6V7H83ZM64 7H66V8H64ZM80 7V8H79ZM186 7H187V9H186ZM205 7V8H204ZM59 8H61V9H63L64 8V11H67V12H64V14L62 15V11L63 10H61V9H59ZM89 8H90V10H89ZM122 8V9H121ZM163 8V9H162ZM164 8H165V10H164ZM193 10V11H191L190 12V10ZM200 8V9H199ZM202 8H204V9H202ZM66 9V10H65ZM85 9V7L84 8H82L81 10L83 11ZM178 9V11L176 12V10ZM180 9V10H179ZM186 9V10H185ZM59 10V15H58V13H57V11ZM74 10V9H73ZM167 10H168V12H167ZM171 12H170V11ZM175 10V11H174ZM182 10V11H181ZM197 10H198V12H197ZM201 10V11H200ZM110 11V12H109ZM164 11V12H163ZM181 11V12H180ZM186 11V12H185ZM60 12H61V14H60ZM107 12H109V13H107ZM185 12V13H184ZM188 12V13H187ZM190 12V13H189ZM194 12H196L195 14H194ZM65 13H66V15H65ZM107 13V14H106ZM171 15H170V14ZM179 13V14H178ZM182 13H184V14H182ZM53 15V17H52V15ZM55 14V15H54ZM80 14H82V12H80ZM106 14V15H105ZM169 14V15H168ZM173 14H175V15H173ZM190 14L194 17V20H192L193 19V17L192 16H190ZM194 14V15H193ZM201 14V15H200ZM51 15V16H50ZM68 15V16H67ZM72 15V14H71ZM102 17H101V16ZM198 15V16H197ZM63 16H65L67 19L66 20H64L65 19V17L63 18ZM117 16V17H116ZM171 16H173V18L170 17ZM175 16H177V17H175ZM201 16V17H200ZM251 16H253V17H251ZM47 17H49L48 19H47ZM51 17V18H50ZM101 17V18H100ZM253 18L252 20H257L256 22V24H257V26L258 25H260V27L258 26V27H256V28H258L257 30H253V31H255V33L257 34V32L258 33H261V35L259 34L257 37H253V39H255V38H257L258 40H253L252 39V36L250 35V37H251V41H250V38L248 37V39H247V36H248V34H246L247 33V30H244V28H243V24H246V20H248V18ZM55 18V19H54ZM57 18V19H56ZM69 18V19H68ZM79 18V19H78ZM169 18H170V20L172 21V23H171V21H169ZM175 18V19H174ZM183 19V20H180V19ZM51 19V20H50ZM173 19V20H172ZM187 19H191V20H187ZM80 20V21H79ZM86 20V22H84ZM117 20V21H116ZM222 20H225V21H227L226 23H231L230 25H232L233 26V23H235L236 24V26L238 27L239 26V29L236 27V26H234L237 30V35H235V36H233V40H234V38L235 39H239L240 38V40L243 38V42L241 41V43H238V44H233V46H230V47H238V48H236V50L234 51V49L232 50V48H230L229 47V44H228V41L226 40V38L228 37V36H224L223 38L225 39H220L222 42L221 43H218V44H216L217 46V48L218 47H220V48H222V49H227L228 48V52L226 51L225 52V50H224V52L222 53L221 51H223L222 49H221V51H219V50H217L216 51V49H214V51L212 52V51H200V53L202 52V53H204V56H202V54H201V56L200 57H198V56H192V55H195L196 54V52L195 51H193V50H191V48H195L196 49V47L194 46V47H192L191 45H193L194 43H196V42H192V41H190V43H188L187 44V42H189V41H181V43H176V44H178L177 46H176V44H174V45H172V44H170V42L169 43H166L167 42V39L169 40L172 36H170V35H173L174 34V36L175 35H177L178 34V36H181V34H182V37L181 38H183V36H184V32H183V28L184 29H186V30H188V28L190 27V29L192 28V30L193 31H195L198 27H200V26H202V28H201V30L202 31H204L203 33L202 32H200V30H198V32H200V33H202V34H204V33H206V32H211V31H213L214 32V34L216 33V31H217V33L218 32H220V29H221V31L223 30L222 28H223V26L222 25H224V21H223V23H221V21ZM10 21H11V23H10ZM35 21L37 22V21H39V22H37V23H39V24H37V23H35ZM45 21V22H44ZM50 21V22H49ZM94 21V20H93ZM175 21H177L176 23H175ZM185 21V22H184ZM191 22L192 21V23H191V26H185V25H182L180 22H184V24L185 23H188V22ZM254 21V22H255ZM48 22V23H47ZM85 24H84V23ZM88 22V23H87ZM114 22H115V24H114ZM168 22V23H167ZM174 22V23H173ZM180 24H179V23ZM190 22L188 23V24H190ZM87 23V24H86ZM90 23H93L92 21L90 22ZM95 23V22H94ZM165 23H167V24H165ZM225 23V24H226ZM2 24V25H1ZM6 24H8V25H6ZM12 24V25H11ZM33 24H35L36 25V27L35 26H33ZM41 24H43V25H41ZM44 24H46V25H44ZM110 24V25H109ZM171 24V25H170ZM172 24H174V26L172 25ZM221 24V25H220ZM238 24H240V25H238ZM11 25V27H9ZM20 26V28L18 27V28H16V27H14V26ZM27 25V26H26ZM28 25H30V26H28ZM39 25V26H38ZM41 25V26H40ZM109 25V28H107V26ZM167 25H169V26H167ZM179 25V26H178ZM213 25V26H212ZM214 25H217V27L220 25V27H222V28H216V30L215 29H213L215 26ZM242 25V26H241ZM5 26V27H4ZM13 26V27H12ZM22 26V27H21ZM23 26H26L25 27V29H24V27ZM31 26H33V27H31ZM167 26V27H166ZM184 26V27H183ZM243 28V30H242V28ZM29 27H31V29L29 30ZM34 27H35V29H34ZM43 27V28H42ZM130 27V28H129ZM167 28V30H166V28ZM173 27L175 28V27H177V28H175V29H173ZM181 27V28H180ZM194 27V28H193ZM16 30H15V29ZM24 30H23V29ZM135 29L136 30V33H134V30L133 29ZM170 28H171V30H170ZM240 28H241V31H240ZM255 28V29H256ZM9 29V30H8ZM13 29V30H12ZM21 29H22V31H21ZM35 31H34V30ZM81 29V30H80ZM96 30L95 29V31L96 32H100L101 30ZM107 29V30H106ZM110 29V30H109ZM111 29H112V31H111ZM119 31H118V30ZM130 29V30H129ZM157 29H159V30H157ZM172 29H173V31H172ZM176 29H178V30H176ZM182 29V30H181ZM200 29V28H199ZM205 29H208L209 31H205ZM212 29V30H211ZM2 30H3V32H2ZM7 30V31H6ZM11 30V31H10ZM27 30H29V31H27ZM33 30V31H32ZM118 31V33L120 32V31H124V30H129V31H133V33H132V35L133 34H135V35H133V37H130V39L132 40H129V42H126V43H123V42H125V41H128V40H126L127 38H129V37H127V38H125L124 39V37H123V35L121 36L123 39H121V37H119V36H117L116 35V33H117V31ZM154 30H155V32H154ZM162 30H164V31H162ZM175 30V31H174ZM191 30V31H192ZM225 30V29H224ZM19 31V32H18ZM25 31H26V33H25ZM37 31V32H36ZM107 31V32H106ZM111 31V32H110ZM158 31H159V33H158ZM167 31H169L168 33H165V32H167ZM175 32V33H172V32ZM1 32H2V34H1ZM10 32H11V35H7V34H10ZM12 32H13V34H12ZM18 34H17V33ZM23 32V33H22ZM76 32V33H75ZM114 32V34L113 35H115V38H114V36L112 35V33ZM138 32H140V33H138ZM157 32V33H156ZM162 32V33H161ZM164 32V33H163ZM212 32V33H213ZM250 32V31H249ZM4 33V34H3ZM7 33V34H6ZM15 33V34H14ZM20 33H22L24 36H26V35H28L29 33V36H31L30 38L31 39H29V37L27 38V37H25V39L23 38L24 36L21 34L20 35ZM33 33L35 34V35H33ZM150 33V34H149ZM152 33V34H151ZM155 33V34H154ZM193 33H195V32H193ZM192 33V34H193ZM212 33H210V34H212ZM238 33H239V35H238ZM245 33V34H244ZM251 33V32H250ZM109 34V35H108ZM131 34V33H130ZM129 34V35H130ZM139 34V37H136V35H138ZM145 34H147V36L145 35ZM149 34V35H148ZM153 34H154V36H153ZM156 34H157V36H156ZM160 34H162V36H160ZM166 34H167V36H166ZM170 34V35H169ZM191 34V35H192ZM3 35H5V36H3ZM14 35H15V37H14ZM17 35V36H16ZM79 37H81L80 39L79 38H77L78 36ZM101 35V36H102ZM131 35V36H132ZM140 35H142V36H140ZM195 35V34H194ZM244 35V36H243ZM246 35V36H245ZM2 36H3V38H2ZM9 37V38H7V37ZM22 36V37H21ZM76 36V37H75ZM134 36L136 37V38H134ZM149 36H151L152 38H153V40H155V37H156V40H155V42L153 41V40H151L152 42H153V45L155 46V44H156V41L158 42L157 44L159 45V49L158 50H156L157 48H155L152 44H151V42H149V40L148 39H152V38H150ZM170 36V37H169ZM177 36V37H178ZM239 36V37H238ZM261 36V37H260ZM23 38V39H21V41H20V38ZM74 37V38H73ZM119 37V38H118ZM146 37V38H145ZM163 37H165V39H162ZM169 37V38H168ZM242 37V38H241ZM260 37V38H259ZM7 38V39H6ZM27 38V39H26ZM76 38V39H75ZM132 38H134V39H132ZM138 38V39H137ZM140 38V39H139ZM159 38V39H158ZM167 38V39H166ZM180 38V37H179ZM180 38V39H181ZM245 38L247 39V40H245ZM6 39V40H5ZM16 39V40H15ZM19 39V40H18ZM75 39V40H74ZM80 41H79V40ZM82 39V40H81ZM108 39V40H107ZM121 39V40H120ZM4 40V41H3ZM22 40H24V41H22ZM26 40H28V41H26ZM29 40L30 41H32L31 43L29 42ZM74 40V42L77 40V42H75V43H73L72 41ZM106 40V41H105ZM117 40H119V41H117ZM134 40H136V41H134ZM139 40V41H138ZM164 40H166V42L164 41ZM172 40V39H171ZM225 42H224V41ZM232 40V41H233ZM7 43H6V42ZM11 41V42H10ZM69 41V42H68ZM72 43H71V42ZM111 41V40H110ZM121 41H123L122 43H121ZM134 41V42H133ZM159 41L161 42V41H163V42H165L164 44H165V46H163V47H165L166 49H163V47L161 46L163 43L161 42V45H160V43H159ZM173 41V40H172ZM180 41V40H179ZM193 41H196V40H193ZM227 41V42H226ZM248 41V42H247ZM4 42L6 43V44H4ZM9 42V43H8ZM30 43V45L28 44V43ZM66 42V43H65ZM79 42H81V44L82 45H80V43ZM117 42V43H116ZM134 43V46L136 45V43H137V46L140 48V49H145L147 52H148V54H150V56L152 55V57H147L146 55H148L147 53L145 54V52H141V53H143V56H142V54H138L139 56H135V55H137V52H139V50H137L138 48H135V47H133V46H130L131 44H133ZM185 42V43H184ZM240 42V41H239ZM24 43H26V45L24 44ZM35 43H33V44H35ZM65 43V44H64ZM69 43H70V45H69ZM77 43H79V44H77ZM148 43H149V45L151 46H153L155 49H153L152 47H149V49L147 48H144V47H148L149 45H148ZM185 45H184V44ZM199 43H200V41H199ZM199 43H197L196 45H198ZM245 43H247V46H246V44ZM250 43V44H249ZM12 45V47L11 46H9V45ZM86 44H88L87 42H86ZM85 44V45H86ZM112 45L114 44L113 42L111 43ZM123 44L124 45H126V46H123ZM129 44V45H128ZM179 44H180V46H179ZM227 45V48H225L226 47V45ZM242 45V48H239V47H241V46H238V45ZM244 44H245V47H244ZM5 45H6V47H5ZM13 45H14V47L16 46V48H14L13 47ZM25 45V47L28 49V47H29V51L28 50H24L25 52H23V50L22 49H24L23 48V46ZM27 45H29L28 47H27ZM60 45H62V46H60ZM100 45H102V44H100ZM142 45V46H141ZM145 45H148V46H145ZM182 45H184V46H182ZM232 45V44H231ZM237 45V46H236ZM9 46V47H8ZM73 46V47H72ZM75 46H76V48H75ZM88 46H89V44H88ZM88 46H86V47H88ZM129 47V50H130V48L132 49V48H134L135 49V51H134V49H132L133 51H129L128 50V47ZM136 46V47H137ZM141 46V47H140ZM144 46V47H143ZM187 46H189V48H190V50H189V48L187 47ZM225 46V47H224ZM102 47V46H101ZM117 47V48H116ZM120 47H122V48H120ZM127 47V48H126ZM161 47H162V49L164 50V51H161L162 49H161ZM173 49H172V48ZM250 47V48H249ZM25 48V49H26ZM105 48H107L106 46L104 47V49L103 48H100L101 50H106ZM111 48V47H110ZM109 48V49H110ZM123 48H126L128 51H127V54H129V55H127L126 54V52H124L123 50H125L126 51V49H123ZM170 48V49H169ZM185 48H188V49H186L187 50V52H186V50H185ZM212 48H215L214 46L212 47ZM211 48V49H212ZM220 48H218V49H220ZM229 48L231 49V50H229ZM245 48V49H244ZM16 50V51H14V50ZM78 49V50H79ZM99 49V50H100ZM108 49V48H107ZM108 49V50H109ZM118 50V51H116V50ZM200 49V48H199ZM241 49V50H240ZM244 49V50H243ZM6 50H8L7 52H6ZM31 50V51H32ZM36 50H37V48H36ZM98 50V51H99ZM101 50L99 51V53L101 52ZM144 50V51H145ZM149 50H151V51H153L154 53H150L149 52ZM155 50H156V53H158V54H155ZM166 50V51H165ZM57 51H59L58 49H57ZM60 51H62V50H60ZM59 51V52H60ZM98 51H97V53H98ZM110 52H111V50H109ZM157 51H161L160 52V54H159V52H157ZM189 51V52H188ZM193 51V52H195L194 54H192L191 52ZM2 52H3V54H2ZM5 52V53H4ZM9 52H11V53H9ZM15 54H17V53H19L20 55H16L15 57H13L12 56V54L13 55H15ZM103 52V51H102ZM117 52V53H116ZM124 52V53H123ZM129 52V53H128ZM135 54H133V53ZM220 52V53H219ZM232 52V53H231ZM6 53H8V54H6ZM96 53V54H97ZM97 54V55H95V57L96 56H98V55H100V54ZM123 53V54H122ZM210 53V54H209ZM213 53H217V54H215V55H213ZM1 54L2 55H5V57H6V55H8L6 58H2V56H1ZM11 54V55H10ZM49 54V53H48ZM58 54V57L60 56V54L59 53H57ZM57 54L56 55H50V57L51 58H49V56H47L48 57V59H46V62H47V60H48V62L46 63L47 65H49V67H51V65L54 67H52L53 68V70H52V68L50 69V68H48V66H47V68L49 69V70H47V71H49V72H47V73H50V75H48V78H44V77H46L45 75L43 76V78L45 79V80H47V81H45L43 78H41V77H39V78H35V79H33V78H30L31 77V75L33 74V72H34V69L36 68L35 66L36 65H31L32 67L30 68V66H26V70L25 69H23L22 71V73H25L26 72V76H24V77H26L25 79H24V77H22L23 79V84H25V85H36L37 83H41V84H43V83H46V84H51V83H53L56 79V77H54V76H57V75H59V71H61L62 72V70L63 69H66V67H65V64H66V62L65 63H62V61L63 60H68V57H67V55H65L66 57L63 59V60H61V61H59L60 59L57 57ZM114 54V55H115ZM121 54H122V56H121ZM126 54V55H125ZM132 54V56H131V58L129 57L130 55ZM154 54L156 55V59L158 58V60H155V62H154V59H153V56H154ZM162 54V55H161ZM189 54V55H188ZM197 54H198V50H197ZM21 55L24 57V59H23V57H21ZM25 55V56H26ZM41 56H43V53L42 54H40ZM123 55H125L124 56V58L125 59H130V60H128L127 59V61L123 58ZM157 55H158V57H157ZM207 55V57H206V59L204 58L205 56ZM210 55H212V56H210ZM14 58H12V57ZM18 56V57H17ZM145 56V59L144 58H142L141 59V57H144ZM188 56H189V58H188ZM209 56V57H208ZM227 56V57H226ZM9 57H10V60H11V62H12V60H13V62H12V64H11V62H10V60L8 61V59H9ZM20 57V58H19ZM46 57V58H47ZM53 57H54V59H53ZM137 59L138 57H140V59H137V62H135L136 61V59ZM146 57H147V59H150V58H152L151 59V63H147L146 61H147V59H146ZM160 57V58H159ZM190 57H191V59H190ZM193 57H195V58H197V59H195V61L196 60H199V61H197V63H196V65H195V61L193 60L194 58ZM88 58V57H87ZM120 58V59H119ZM154 58H155V56H154ZM193 58V59H192ZM262 58V59H261ZM7 59V60H6ZM15 59H17V61L15 60ZM21 59V60H23V61H21V62H19V60ZM55 59H57V60H55ZM59 59V60H58ZM135 59V60H134ZM160 59V60H159ZM259 59V60H258ZM7 62H6V61ZM65 60V61H66ZM126 62H125V61ZM133 60H134V62H133ZM140 60L142 61V63H143V61L144 62H146V63H141L140 62ZM146 60V61H145ZM153 60V61H152ZM263 60V61H262ZM14 61H16L15 63H18L17 65L18 66H20V67H18V66H16V64L14 63ZM54 61H56V63H54ZM58 61H59V63H58ZM116 61V62H115ZM131 61L133 62V63H131ZM148 61H150V60H148ZM161 61L163 62V64L161 63ZM192 61V62H191ZM256 61H258V62H256ZM6 62V64L4 65V63ZM8 62H9V64H8ZM25 62V61H24ZM64 62V61H63ZM122 62H124V64L122 63ZM130 63V64H128L127 65V63ZM140 62V64L141 65H139V64H137V63H139ZM152 62H154L155 63V66L154 67H151V64H152V66H153V64L154 63H152ZM158 62V63H157ZM159 62L163 65V67H162V65L161 64H159ZM257 64H256V63ZM35 63V62H34ZM37 63V62H36ZM35 63V64H36ZM48 63H51V64H48ZM52 63H54V64H52ZM60 63H62V65L60 64ZM126 63V64H125ZM159 64V65H157V64ZM170 66H168L167 64ZM202 64V65H204L205 66V64ZM222 63V64H221ZM261 63H263V65H261ZM63 64H64V67L63 68H61L60 67V65L61 66H63ZM114 66L113 68H112V65ZM132 64V67L130 68V66L129 65H131ZM198 64V65H197ZM221 64V65H220ZM253 64V65H252ZM4 65V66H3ZM10 65V66H9ZM56 65H59V67L61 68H58V67H55ZM124 65H125V67H124ZM145 65H146V67H145ZM173 65V67H171ZM194 65L195 66H197V68L195 69V68H193L194 67ZM217 65V66H216ZM229 65V66H228ZM232 67H231V66ZM233 65H234V67H233ZM251 65V66H250ZM8 66V67H7ZM12 66H14V68L12 67ZM66 66H67V64H66ZM135 66V67H134ZM150 66V68L148 69V67ZM159 66H161L162 68L160 69V67ZM166 66V67H165ZM175 66H176V68H175ZM205 66V67H206ZM237 66V67H236ZM252 66H255V68L254 67H252ZM257 66H259V67H257ZM260 66H261V68H262V70L261 71H259V69H260ZM5 67V68H4ZM12 69H11V68ZM16 67V68H15ZM67 67H70V66H67ZM104 67V68H103ZM109 67V68H108ZM128 67V68H127ZM165 67V68H164ZM223 67V68H224ZM238 67H240V68H238ZM2 68H4V69H2ZM6 68H7V70H6ZM10 68V69H9ZM18 68V69H17ZM20 68V69H19ZM117 68V67H116ZM130 68V69H129ZM151 68H155V70H158V69H160L158 72L156 71V75L154 74V72H152L151 73ZM173 68V69H172ZM193 68V70L191 71V69ZM237 68V69H236ZM249 68V69H248ZM258 68V69H257ZM16 69V70H15ZM29 69H32V70H28ZM56 69H57V72H56ZM58 69H60V70H58ZM98 69V68H97ZM102 69H99V70H102ZM107 69H108V72H107ZM111 69H114V73H113V71L111 70ZM149 71H148V70ZM167 69V70H166ZM179 69V70H178ZM195 69V70H194ZM201 69V68H200ZM245 69V70H244ZM257 69V70H256ZM9 70V71H8ZM45 70V71H46ZM50 70H51V72H50ZM128 70V71H127ZM147 70V71H146ZM154 70V69H153ZM170 70H172V72L170 71ZM173 70H177V72H178V74H177V72H175V71H173ZM198 70V71H197ZM243 70H244V73H243ZM248 72H247V71ZM254 70V71H253ZM0 71V72H1ZM110 71V72H109ZM125 71V72H124ZM197 71V72H196ZM258 71V72H257ZM6 72H7V75H6ZM12 72V73H11ZM16 72H19V74H21L20 76H18L17 77V75H15L16 74ZM31 72V73H30ZM42 72H44V71H42ZM57 73V75L56 74H54V73ZM128 72V73H127ZM133 72H135V73H133ZM148 72V73H147ZM150 72V73H149ZM163 72V73H162ZM168 72V73H167ZM192 72H194V73H192ZM236 72V73H237ZM246 72V73H245ZM252 72V73H251ZM260 72V73H259ZM5 73V74H4ZM10 73H11V75H10ZM28 73H30V74H28ZM128 75H127V74ZM130 73V74H129ZM142 73V74H141ZM147 73V74H146ZM172 73V74H171ZM176 73V74H175ZM197 73V74H196ZM242 73L244 74V75H242ZM257 73H258V75H257ZM13 74V75H12ZM95 75V76H93V75ZM120 74V75H119ZM126 74V75H125ZM150 74V75H149ZM161 74V75H160ZM163 74V75H162ZM173 74H175V75H173ZM237 74H239V73H237ZM3 75H5V76H3ZM9 75H10V77H9ZM16 77H15V76ZM139 75V76H138ZM142 75V76H141ZM165 75V76H164ZM193 75V76H192ZM229 76L230 75V73L228 74V72L227 73H225V76ZM255 75H257V76H255ZM261 75V76H260ZM30 76V77H29ZM100 78H99V77ZM168 76V77H167ZM196 76V77H195ZM226 76V79L228 78ZM248 76V77H247ZM251 76H253V77H251ZM257 77V79H258V81H256L255 79L253 80V78H255V77ZM5 77V78H4ZM8 77V79H6ZM96 77V78H95ZM130 77L132 78V77H134L133 78V80L132 81H130ZM161 77V78H160ZM163 77V78H162ZM166 77V78H165ZM243 77V78H242ZM245 77V78H244ZM260 77V78H259ZM11 78V79H10ZM52 78V79H51ZM114 78V77H113ZM147 78V79H146ZM169 78V79H168ZM28 79V80H27ZM30 79H32V80H30ZM43 79V80H42ZM87 79V80H86ZM96 79V80H95ZM100 80V82H99V80ZM115 79H112L114 82H115ZM137 78H136V80H138ZM225 79V78H224ZM222 80L221 82L222 83H220V84H223V86H225L226 85V83H227V80L225 79V80ZM250 79H251V81H250ZM30 80V81H29ZM36 80V81H35ZM52 80V81H51ZM104 80V81H103ZM135 80V81H136ZM140 79L138 80V81H141ZM153 80H154V82H153ZM160 80V81H159ZM168 80V81H167ZM4 81V82H3ZM11 81H13L12 83H11ZM32 81V82H31ZM37 81H39V82H37ZM95 81V82H94ZM126 81H128V79H126ZM143 81V83H145ZM156 81V82H155ZM174 82V86H176V90L175 91H173V89H175V87L172 89V91H171V89H169L170 88V86H172L173 85V82ZM224 81V82H223ZM262 81V85H260V84H258V83H260V82ZM6 82L8 83V84H6ZM37 82V83H36ZM98 84H97V83ZM128 82V83H129ZM160 82V83H159ZM172 82V83H171ZM35 83V84H34ZM94 83H96V84H94ZM101 83H102V85H101ZM107 83H110V85H109V88L108 87H106V86H108V84ZM130 83H129V85H128V87H127V85H126V87L127 88H129V86H130ZM142 83V82H141ZM156 83V84H155ZM167 83H171V84H168L167 85ZM178 84V85H177ZM11 85H14V86H11ZM84 87H83V86ZM91 85H93V86H91ZM97 85V86H96ZM101 85V86H100ZM106 85V86H105ZM123 85V84H122ZM121 85V86H122ZM170 85V86H169ZM228 85H230V84H228L227 83V87H228V90L226 91V95L229 93L228 91L229 90H231L230 92H234V91H237V92H234L235 94L234 95H230V93H229V95L230 96H232V97H230V99H232V104L233 103H236L237 102V100H240V101H238L237 103H236V105L235 106H232V104H231V102H230V104L229 103H227L228 105H224V107H223V111H224V113H226L228 116H232L233 117V114H237V112H244V110H246L245 108L246 107H249L250 105H251V103H253V101H255L254 99H255V97H253V96H251L252 98H254V99H250L251 97L250 96H245L244 94L242 95V96H245V97H243V98H241L242 96H241V93H240V91L242 90V85H231V86H228ZM6 86V87H5ZM105 86V87H104ZM166 86H168V87H166ZM177 86H178V88H177ZM264 86V85H263ZM9 87V88H8ZM79 87H81L82 89H80ZM87 87V88H86ZM97 87H98V90H97ZM103 87V88H102ZM123 87V86H122ZM157 87V88H156ZM160 87H161V89H160ZM206 87V86H205ZM227 87H225L226 89H227ZM5 88V89H4ZM12 89V91H11V89ZM75 88V89H76ZM84 88V89H83ZM112 88V87H111ZM114 88V87H113ZM112 88V89H113ZM132 88V87H131ZM148 88H150V90H148ZM224 88V89H225ZM256 88V89H255ZM261 88H263V89H261ZM3 89V90H2ZM100 89V90H101ZM114 89H117V88H114ZM168 89L170 90L169 92H168ZM177 89H178V91H177ZM195 89V90H194ZM203 89H206V88H203ZM233 89V90H232ZM257 89H258V91H257ZM111 90V89H110ZM118 90V89H117ZM162 90V91H161ZM167 90V91H166ZM199 90H200V92H199ZM250 90V91H249ZM114 91V90H113ZM150 91H152L151 92V94H150ZM199 93H198V92ZM259 91H260V94L259 95H256L257 93H259ZM115 92V91H114ZM116 92H118V91H116ZM228 92V93H227ZM152 93H154V94H152ZM237 93V94H236ZM10 94V95H9ZM156 94V95H155ZM197 94V95H196ZM233 94V93H232ZM1 95V94H0ZM12 95V96H11ZM179 95H181V97H179ZM237 95H238V97H237ZM6 96V95H5ZM6 96V97H7ZM193 96H194V98H193ZM240 96V97H239ZM5 97V98H6ZM233 97H235V98H233ZM237 97V98H236ZM246 97H248V98H246ZM2 98V97H1ZM5 98H3L4 100H5ZM8 98V97H7ZM6 98V102L8 101V102H10V99L8 100ZM239 98V99H238ZM246 98V99H245ZM228 99H229V96H228ZM235 99H237V100H235ZM243 99V100H242ZM248 99V100H247ZM1 100V99H0ZM193 102H192V101ZM195 100V101H194ZM253 100V101H252ZM3 101V100H2ZM251 103H250V102ZM151 102H152V100H151ZM187 102V103H186ZM4 103V102H3ZM149 103H150V101H149ZM148 103V104H149ZM7 105H8V103H6ZM147 104V105H148ZM187 104V105H188ZM193 104V105H192ZM151 105V103L148 105V106H150ZM234 105V104H233ZM121 106H123V105H121ZM147 106V107H148ZM120 107V106H119ZM187 107V106H186ZM1 108H2V106H1ZM121 108V107H120ZM120 108H118L117 110H119ZM123 108V107H122ZM120 109L119 111H122V113L124 112V110L126 109V106H124V110L123 109ZM184 109H185V112H187V110H186V108L185 107H183ZM188 109V108H187ZM1 110V109H0ZM238 110V111H237ZM264 110V109H263ZM127 111V110H126ZM145 111H147V110H145ZM145 111H143V112H145ZM236 111V112H235ZM234 112V113H233ZM261 112H264V111H260V114L259 113H257L259 116H257L256 115V113H255V115L253 116V117H248V118H245V119H241V120H237V121H235L233 124H232V128H230L232 131L234 130V132L236 131V132H240L241 133V135L243 134V137L242 138H239L240 140H242L241 142H239L240 140H238V142H236V141H233V142H231V143H229L227 146H226V148H225V150L223 151V149H222V151L221 152H223L222 154H224V155H226L225 157H224V155H223V162L226 164H222V170H218L219 172H213V173H208V174H201L200 173V175L198 176V177H200V178H203V177H206V179H207V183L200 189V190H191V192L190 193H188V194H186V192H183V195H182V192H180V194H178V196H177V199H174L173 200V202L175 201L176 202V204H239V200L237 199L238 197L240 198L241 196H242V194L243 193H246L247 191H249L250 189H248V186H250V184L251 185H253V183H255V184H257V183H260L261 182V177H259V178H256V177H254V174H256V173H258V171H260V172H262V173H264V169L262 170L261 168H262V166H264L263 165V163H264V115H262V113ZM116 113V112H115ZM119 113H121V112H119ZM118 113V114H119ZM145 113H147V112H145ZM2 114V113H1ZM53 114V113H52ZM111 114V113H110ZM109 114V115H110ZM123 114H125V112L123 113ZM123 114L121 115L122 117H124L123 116ZM185 114H187V113H185ZM109 115H104L105 117H108L109 118V120L111 119V121H109L108 120V124L109 125H107V123H106V125L107 126H109V128H107V130L105 129L106 127H102V126H100V128L102 127V129H100V130H98V132L100 131V133L98 134V136L96 135V137L98 138V137H102L103 136V138H99V142L101 141L102 143V145L100 144V149H99V152H98V155H97V157L95 156V158L93 159L94 161L92 162V160H91V163H90V160H89V162L87 163V165H85V167H84V165L82 166L83 167V172H85V174H87L88 175V173L89 174H91L92 175V178H94L95 179V181H97V178H98V181L97 182H93V186H92V190L90 189L91 187L89 186L88 188L90 189L88 192L89 193H86L87 191H85L84 189V191L81 189H77V192H79V190H80V192L82 193V194H86V195H92L93 196V199H94V197L96 198V196H98L99 198H96V199H100V197L102 198V196L105 194H108L110 191L109 190H112L111 191V193H112V198H111V196H109V199L111 198L112 200H110L109 202H108V200H107V202H108V204H97L96 202H92V203H87V204H80L79 206H82L83 207V209H85V211L84 212H90L89 210H87L86 211V208L88 207H91L90 205H92V204H95L96 205V207H98L99 208V205L101 206V205H103V207L105 206V209L104 210H108L109 208H107L106 209V207H111L109 210H111V209H113L112 207L113 206H115V207H117V205L120 203V202H122L121 200L123 199H121V197L123 196V197H126V196H128V195H126L127 193H128V191H130V196L132 197L133 196V198L135 197L134 195H137L138 196V192L139 193H141V194H139V196H140V198L142 197V199H141V202H142V200L144 199V195L146 196L145 197V203H144V201L142 202V203H144V204H152V203H154V201H153V198L154 199H156L154 196L155 195H157L156 197H163V194H164V196H165V192H166V195H168L169 193V191H167V190H170V187H168V189L167 188H163V187H166L167 185L169 186V184H166V179L168 180H170V178H169V176L171 177V175H170V171L168 172L167 170L166 171H164L165 169H167V168H162V167H159V169L156 167V168H154L151 164L153 163V159H155V161L156 160H160V159H166V158H171V156H170V154H171V151L170 152H165V151H161L162 149H164V145H165V143H164V140L163 141H160L159 140V130H157L158 128H156L157 126L156 125H158V124H156L155 122L154 123H152V121H150V119L148 118V117H150L149 116V114L147 113V114H145V117H147L146 119L148 120V121H144L145 123H141V128H140V126H139V124H140V122H137V123H139L138 124V126H139V128L138 127H136L134 124H131V125H134L132 128H131V125L130 126H128L127 127V125H126V123L125 122H123V120L121 121L120 119H118V118H115V117H117L118 115L117 114H115L114 115V113L113 114H111L110 116ZM113 116V117H112ZM120 116V115H119ZM120 116V117H121ZM107 119V118H106ZM118 121H117V120ZM179 124H178V137H180L179 138V140L177 141V143L175 144L176 146H175V153H182V151H183V153L184 152H187V151H185V148L187 147V145H188V143H190V141H192L191 139L193 138V137H195L196 135H198V134H200V132L201 133H203L205 130H206V128H204V123H202V124H194V123H185L184 124V122H183V120H184V116L183 115H181L180 117H179ZM115 121H117L116 122V124H115ZM126 121V120H125ZM105 122H107V120L105 121ZM111 122V123H110ZM121 122V123H120ZM183 122V123H182ZM131 123V122H130ZM137 123L135 122V124L137 125ZM122 124V125H121ZM123 124H125L124 126L125 127H123ZM143 124V125H142ZM144 124H145V126H144ZM155 124V125H154ZM161 124H163V122L161 123ZM181 124L183 125V126H181ZM112 125V126H111ZM159 125H160V123H159ZM164 125V124H163ZM162 125V126H163ZM151 126V127H150ZM161 126V125H160ZM256 126H258V128H256ZM118 127V128H117ZM135 127V128H134ZM150 127V128H149ZM181 127V128H180ZM254 127V128H253ZM126 128V129H125ZM143 128V129H142ZM177 128V127H176ZM117 129V130H116ZM128 129V130H127ZM135 129V130H134ZM103 130V131H102ZM134 130V131H133ZM106 131H108V134L106 133ZM110 131H112L113 132V135L111 134V132ZM119 131V132H118ZM142 131V132H141ZM140 132V133H139ZM87 133V132H86ZM85 133V135L83 134V135H81V136H83L82 138H81V140L84 142V146H85V140H86V138H88L87 139V141H86V144H88L90 141V139H91V137L90 136H92V134H93V132L91 131H89L87 134ZM103 135H102V134ZM120 133V134H119ZM155 134V136H154V134ZM198 133V134H197ZM250 133H252L253 134V136L251 137V136H249V134ZM111 134V135H110ZM116 134H117V136H116ZM122 134H123V136H122ZM126 134V135H125ZM129 134V135H128ZM131 134H133V138L131 139ZM141 134V135H140ZM144 134H146L145 135V137L146 138H149V139H146L145 137H144ZM149 136H148V135ZM150 134L152 135V137L150 136ZM95 135V132H94V134H93V136ZM135 135H136V137H135ZM138 135V136H137ZM140 135V136H139ZM244 135H246V136H244ZM88 136V137H87ZM112 136V137H111ZM120 136H122V137H120ZM125 136V137H124ZM156 136H158V137H156ZM90 137V138H89ZM119 137V138H118ZM142 137H143V139H142ZM116 140H115V139ZM120 138H123L122 140H124V139H126L127 140V142H126V140H124L123 141V143L124 144H122V140L120 139ZM152 138V139H151ZM153 138H155V139H153ZM96 139V138H95ZM120 139V140H119ZM139 139H141L140 141H139ZM184 139V140H183ZM194 139V138H193ZM219 139V138H218ZM132 140V141H131ZM133 140L135 141L134 143H133ZM146 140V141H145ZM186 140V141H185ZM187 140H189L188 142H187ZM104 141V142H103ZM107 141V142H106ZM109 141V142H108ZM137 141V142H136ZM144 141L146 142L145 143V146L144 145H142L141 144V142L142 143H144ZM148 141H150L149 143H147ZM181 141H183V143H182V145H181ZM106 142V143H105ZM112 142V143H111ZM132 142V143H131ZM164 143V145H163V143L160 145L159 143ZM244 142H246V144H249L250 143V145H251V147H250V149L248 150V149H244L245 148V143ZM249 142V143H248ZM11 143V142H10ZM82 143V142H81ZM120 143V144H119ZM128 143V144H127ZM130 143V144H129ZM136 143V144H135ZM137 143H139L141 146H139V144L137 145ZM155 143V144H154ZM109 144V145H108ZM111 144H112V146H111ZM118 144V145H117ZM186 144V146H184ZM125 145V146H124ZM135 145V146H134ZM137 145V146H136ZM149 147L148 149L146 148L147 146ZM155 145H157V147H155ZM250 145H247V146H250ZM10 146V145H9ZM83 146V147H84ZM109 148H108V147ZM118 146V147H117ZM126 146H128L129 148H131V146H132V150L133 149H135L134 151H131V153H130V151H128V150H131V149H128V147L127 148H125ZM139 146V147H138ZM142 146H144V148H142ZM151 146H153V148H150ZM161 146H164V147H161ZM217 145H213V146H208V145H206L204 148L202 147V145L200 146V147H197V148H194V149H192V151L190 152V153H188L186 156H187V161H185L184 163H183V165H182V168H181V170H179V178L182 180V178L184 177V178H187V177H190V176H193L194 174H196V170H197V168H198V166H201V165H205V164H208V161H209V157L211 158V156L210 155H212V153L214 154V150H216V147ZM8 148L7 146H3V149L2 150H4V148ZM107 148V149H104V148ZM114 147H116V148H114ZM119 147H120V149H119ZM160 147V148H159ZM183 147V148H182ZM10 148V147H9ZM9 148L7 149V150H9ZM139 148H141V149H139ZM162 148V149H161ZM215 148V149H214ZM241 148H243L244 150H242V151H244L243 153L241 152ZM11 149V148H10ZM112 149H113V152H112ZM123 149H124V151H123ZM127 149V150H126ZM154 149H158L157 151L156 150H154ZM179 149V150H178ZM236 149H237V151H236ZM1 150V151H2ZM104 150H106V151H104ZM114 150H119V151H117L116 152V154H115V151ZM149 152H147V151ZM153 150V151H152ZM177 150L179 151V152H177ZM246 150V151H245ZM5 151H6V149H5ZM128 151V152H127ZM137 151H139L140 153H138ZM153 152V153H151L150 154V152ZM8 152V151H7ZM110 152V153H109ZM123 152V153H122ZM126 152V153H125ZM145 152V153H144ZM160 152V153H159ZM162 152V153H161ZM165 152V153H164ZM1 153V152H0ZM2 153H3V151H2ZM9 154L8 155H10V156H8L9 158H10V160H9V166L6 168L7 169V171H8V168H11L9 171H12V169H13V162H12V160H11V158H12V153L10 154V150H9V152H8ZM111 153H112V156H111ZM113 153L115 154V155H113ZM131 155H130V154ZM142 153H143V155H142ZM167 153V154H166ZM170 153V154H169ZM3 154H5V153H3ZM2 154V155H3ZM110 154V155H109ZM124 154H127V155H124ZM135 154H138L139 156H137V157H134V155ZM143 156H141V155ZM144 154H146V155H144ZM149 154V155H148ZM157 154V155H156ZM162 154H166L165 156L164 155H162ZM1 155V156H2ZM123 155V156H122ZM152 156V158H151V156ZM161 155H162V157H164V158H162L161 157ZM167 155H169V157L167 156ZM0 156V196H1V194H2V192L4 191V190H6V191H4L3 192V195H2V197H0V264H32V263H34V262H38V264H41V263H43L44 261H42V259H44V257L45 256H47L46 258L47 259H49L52 255H54V254H52L51 255V253L52 252H54L53 250H55V252L54 253H56V255H57V253H59V251H60V253L62 252L61 251V249H63V244L62 243H60L61 241H60V239H61V236L63 235V233L64 232H66V233H68L67 231H73L74 229L73 228H75V230L74 231H76V229H78V228H76V226H78L79 228H81V227H83V225L85 226V223L86 222H88L89 223V220L86 218V216L85 215H87V213H85L84 214V212H82V210H81V212L84 214H82L81 212H77V213H75L76 211H78V209H81L82 207H79V208H77V210L75 211V212H73V213H75V214H73L72 212H71V210H72V208H74V207H71V206H74L75 204H19L18 203V201L17 202H15L14 203V199H15V201H16V199L17 198H15V195H14V191L13 190H9V188L10 189H12V186L11 187H9V188H7L8 187V185H10V184H12L9 180H11L10 178H8L7 179V176H8V174L10 173L11 174V172H7L6 171V169L5 168H3L2 167V161L4 160V158H8V157H4V156H2V157H4V158H2ZM6 156H7V154H6ZM101 156H103V157H101ZM105 156V157H104ZM108 156V157H107ZM120 156V157H119ZM127 156V157H126ZM129 156H130V158H129ZM136 156V155H135ZM142 158H141V157ZM145 156H148V158L147 157H145ZM173 156V155H172ZM99 157H101V158H99ZM115 157V158H114ZM117 157V158H116ZM119 157V158H118ZM122 157H125V158H123V160H125L124 162L120 159V158H122ZM139 157V158H138ZM150 157V158H149ZM156 157V158H155ZM8 158V159H9ZM97 158V159H96ZM106 158H108L107 160V163H106ZM115 160H114V159ZM130 160L129 162H128V160ZM141 158V159H140ZM147 158V159H146ZM160 158V159H159ZM7 159V160H8ZM66 159H67V157H66ZM69 159V158H68ZM67 159V160H68ZM114 161H113V160ZM121 161H120V160ZM132 159L134 160V161H132ZM136 159H138L139 161H137ZM148 159H150V160H148ZM6 159L4 160V161H7ZM67 160H65V162L67 161ZM70 161H71V159H69ZM68 160V161H69ZM98 160V161H97ZM112 160V161H111ZM116 160H117V162H120V163H118V164H116L117 162H116ZM119 160V161H118ZM136 160V161H135ZM140 160H142V161H144L145 163H143V164H145V165H143L144 166V168L147 166V168L146 169H148L149 168V166L151 165V169L150 170H146V169H144L142 166H141V164H140V166H141V168H143L141 171L140 170H138V171H136L135 172V174H134V167L136 168V166H138V162H140ZM148 160V161H147ZM67 161V162H68ZM97 161V162H96ZM103 161H105V162H103ZM128 163H127V162ZM151 161H152V163H151ZM207 161V162H206ZM211 161V160H210ZM209 161V162H210ZM101 162V163H100ZM115 162V163H114ZM121 162H123V164L125 165L126 164V167H124V165L121 163ZM137 162V163H136ZM212 162H213V160H212ZM211 162V164L210 165H213L215 162H213L212 163ZM97 163V164H96ZM109 163H111V165L109 164ZM134 163V164H133ZM136 163V164H135ZM147 163V164H146ZM67 164H69V162L68 163H65L63 166L65 167V170H67V169H69L70 168V170L72 171V173L73 174H75V172L76 171H78L79 169H76L75 170V168H79L77 165L75 166V165H72V163H70L69 165H67ZM115 164V165H114ZM123 166H122V165ZM127 164H128V166H127ZM131 164H133V166L134 167H132L131 166ZM220 164V165H221ZM66 165V166H65ZM108 165V166H107ZM219 165V164H218ZM219 165V166H220ZM62 166V167H63ZM91 166V167H90ZM131 166V167H130ZM140 166H139V168H140ZM208 167H209V165H207ZM225 166V167H224ZM63 167V168H64ZM87 167V168H86ZM88 167H89V169H88ZM92 167H93V169H92ZM98 167H100V168H98ZM114 168V169H113ZM117 168V169H116ZM264 168V167H263ZM86 169V170H85ZM100 171H98V170ZM118 169L119 170H121L122 171V169H127L129 172H127V174H129L128 176H133V175H136L137 174V176H133V178L132 177H124L128 182L130 181V179H131V181H134V179H136L135 180V182L134 183H132L131 181L129 182V185H127V187L125 186L126 185V180L124 179V183H125V185H119V188H118V183H117V185H115L114 184V180H112L111 181V179H114V177L116 176L117 177V175L116 174H118V177L120 178L121 176L123 177L124 175L123 174H121V176H120V173H122L121 171L119 172V173H116L115 174V172H117L118 171ZM129 169H131V171L129 170ZM137 169V168H136ZM154 171H156V172H153V170ZM208 169H210V167L208 168ZM212 169V168H211ZM210 169V170H211ZM261 169V170H260ZM97 171V172H96ZM148 171V172H147ZM149 171H150V173H149ZM152 171V172H151ZM162 171H164V172H162ZM1 172H4V173H1ZM96 172V175H98V177L95 175V174H93V173H95ZM105 173V175H104V173ZM108 172V173H107ZM113 172V173H112ZM138 172H140V173H138ZM143 173V175H142V173ZM144 172H145V175H146V177H149V179H147V181H145L144 179L143 180H141L142 178H146V177H143L144 176ZM147 172V173H146ZM162 172V173H161ZM168 172V173H167ZM6 173V174H5ZM77 173V172H76ZM98 173H100V174H98ZM132 173V174H131ZM149 173V174H148ZM154 173H157V174H154ZM248 173V174H247ZM113 174H115L114 176H113ZM131 174V175H130ZM138 174L140 175L139 177H140V180H141V182L139 181L138 182V180H139V177H138ZM148 174V175H147ZM150 174H154L153 175V177H151V175ZM7 175V176H6ZM91 175H89V176H91ZM101 175V176H100ZM156 175V176H155ZM181 175V176H180ZM183 175V176H182ZM12 175H10L9 177H11ZM103 176H104V178H107V180H105V182H106V187H104L105 186V184H100V186L98 187V186H96L95 184H97V183H99V177L100 178H103ZM113 177V178H111V177ZM187 176V177H186ZM13 177V176H12ZM115 177V178H116ZM155 177V178H154ZM168 177V178H167ZM111 178V179H110ZM129 178V179H128ZM183 178V179H184ZM255 178V179H254ZM110 179V180H109ZM151 179V180H150ZM12 180H13V178H12ZM11 180V181H12ZM109 181V183L110 184H107V182ZM117 180L115 179V182H116ZM148 181H150L151 183H152V186H150L151 185V183H149ZM155 181V183H154V187H153V182ZM145 182V183H144ZM168 183H170L169 181H167ZM130 183H132L131 185L132 186H130ZM142 183V184H141ZM147 183V184H146ZM156 183H157V185H156ZM134 184H136V185H134ZM166 184V185H165ZM181 184V183H180ZM236 185V187L235 188H233V186H235ZM254 184V185H255ZM111 185V186H110ZM114 185L118 188L117 190H116V187L114 188ZM233 185V186H232ZM102 186V187H101ZM113 186V187H112ZM121 186V187H120ZM125 186V187H124ZM134 186H135V188H134ZM136 186H138L139 188H141V190L140 189H138V187L136 188ZM145 186V188H143ZM150 186V187H149ZM239 186H241V189H240V187ZM93 187H98L97 189H95L94 190V192H93V194H92V191H93ZM108 187V188H107ZM130 187V188H129ZM148 187V188H147ZM157 187V188H156ZM69 188V187H68ZM110 188V189H109ZM126 188V189H125ZM156 188V189H155ZM159 188V189H158ZM161 188V189H160ZM231 188V189H230ZM244 188V189H243ZM103 189V190H102ZM129 189V190H128ZM138 189V190H137ZM142 189H143V191H142ZM145 189V190H144ZM197 189V188H196ZM234 189V190H233ZM240 189V190H239ZM248 189V190H247ZM251 189H253V188H251ZM2 190V191H1ZM86 190H87V188H86ZM106 190H107V192H106ZM115 190V191H114ZM128 190V191H127ZM133 190V191H132ZM136 190V191H135ZM147 190V191H146ZM164 191V192H161V191ZM237 190V191H236ZM239 190V191H238ZM255 189H253V191H254ZM124 191V192H123ZM127 191V193H125ZM142 191V192H141ZM145 191V192H144ZM253 191H249V193H248V196H247V199H251L252 197H254V196H256V198H259L260 196H261V194L260 193H257L258 194V196L256 195V192L254 191V194L252 193ZM70 192V189H68V191H67V193H69ZM84 192V193H83ZM134 192V193H133ZM154 194H153V193ZM195 192V193H194ZM251 192V193H250ZM63 193H66V191L64 192L63 191ZM95 193V194H94ZM98 193H100V196H99V194ZM104 193V194H103ZM122 193H123V195H122ZM132 193H133V195H132ZM152 193V194H151ZM155 193H157V194H155ZM159 193H161V194H159ZM241 193V194H240ZM84 194V195H85ZM102 194V195H101ZM124 194L126 195V196H124ZM151 194V195H150ZM185 194V195H184ZM191 194V195H190ZM148 195H150V196H148ZM234 195V196H233ZM254 195V196H253ZM92 196H91V198H92ZM121 196V197H120ZM138 196V197H139ZM148 196V197H147ZM180 196V197H179ZM237 196V197H236ZM252 196V197H251ZM106 197V196H105ZM120 197V198H119ZM150 197V198H149ZM139 198V199H140ZM146 198H147V201H146ZM261 198H263V196L261 197ZM103 199V198H102ZM148 199H149V201H150V199H152L150 202L151 203H149V201H148ZM138 201V200H137ZM112 202V203H111ZM114 202H115V204H114ZM141 202H137L138 204L139 203H141ZM148 202V203H147ZM17 203V204H16ZM133 203H134V205L136 206V204L137 203H135V201H133ZM133 203H131V205L133 204ZM170 202H168L167 204H169ZM171 203H172V201H171ZM170 203V204H171ZM121 204V203H120ZM119 204V205H120ZM124 203H122V206H124L123 205ZM137 204V205H138ZM173 204H175V203H173ZM241 204V203H240ZM242 204H247V203H242ZM250 204V203H249ZM258 204H264V200H262V201H260ZM89 205V206H88ZM94 205V206H95ZM119 205H118V207H119ZM130 205V206H131ZM134 205H132L131 207L129 206V205H127L126 204V209L127 210H129L130 208H132V207H134ZM140 205V204H139ZM87 206V207H86ZM67 207L69 208H71V210H70V213L71 214H73V215H69L70 216V218H65V213L67 212ZM85 207V208H84ZM92 207H93V205H92ZM114 207V208H115ZM117 207V208H118ZM130 207V208H129ZM63 208V209H62ZM66 208V209H65ZM87 208V209H88ZM124 208V207H123ZM75 209V208H74ZM63 210V211H62ZM69 211V210H68ZM73 211V210H72ZM80 211V210H79ZM98 211V210H97ZM61 212H63V214L64 215H62V217L60 216L62 213ZM68 213V212H67ZM96 213V214H95ZM94 214H95V216L97 217H94V215H91V217L93 216V222H95L94 221V218H96L95 220L96 221H99V222H103L104 224L107 222L108 223V219H105V217L103 216L104 215V213H103V211H101V212H99V213H97V212H95ZM101 213V214H100ZM102 213H103V215H102ZM58 214H60V215H58ZM98 214V215H97ZM101 215L104 217H101ZM52 216H53V218H52ZM67 216V215H66ZM50 217H51V219H50ZM56 217H58L59 219H55ZM88 218L90 217V214L87 216ZM91 217H90V220H91ZM47 218H49V220H52L53 219V221H55V222H52V221H50V222H52L53 224H54V226L52 225V224H50V222L48 221V220H46ZM100 218H103V219H101V220H99ZM105 219V220H104ZM43 220H46L47 222L45 223ZM57 220V221H56ZM43 221V222H42ZM59 221V222H58ZM106 221V222H105ZM32 223L31 225H29V224H27V223ZM41 224H40V223ZM90 222H92V221H90ZM112 222V221H111ZM18 223H20V224H18ZM49 223V224H48ZM87 223V224H88ZM110 223V222H109ZM38 226H41L40 228H42L43 226L45 227V226H48L49 227V225L51 226V228L49 227H45L46 229H47V231H46V229H44V227L42 228V229H40V230H42V232L38 229L37 231H35V227H36V225ZM42 224H43V226H42ZM45 224V225H44ZM46 224H48V225H46ZM57 224V225H56ZM86 224V225H87ZM27 225V226H26ZM33 225H34V228H33ZM79 225H81V226H79ZM38 226V227H39ZM69 226H72V228H71V230L69 229L70 227ZM74 226V227H73ZM67 227H69V228H67ZM34 230H33V229ZM142 229V231L144 230L143 229V226L141 227ZM37 229V228H36ZM67 229V230H66ZM73 229V230H72ZM139 230H140V228H138ZM30 230H32V232H30ZM44 230V231H43ZM53 230V231H52ZM8 231V232H7ZM30 233H29V232ZM51 231L53 232L52 234H51ZM74 231H73V234H74ZM27 232V233H26ZM39 233V234H41V235H38V240L36 241V239L34 238V236H29V234L30 235H35V237H37L36 236V234L35 233ZM41 232V233H40ZM45 232V233H44ZM137 232H139V231H137ZM25 235H24V234ZM31 233H33V234H31ZM50 233V235H48ZM65 233V234H66ZM70 234V233H69ZM72 234V235H73ZM21 235V238L19 237ZM67 235V234H66ZM66 235H63V236H65V240H66ZM24 236V237H23ZM41 236V237H40ZM55 236L57 237V238H55ZM62 236V238H64ZM3 237L5 238V239H3ZM23 237V238H22ZM26 237V238H25ZM35 239V241H34V239ZM39 238H41V240L43 241V242H41L40 244L41 245H39V243H37V242H40V239ZM54 238V239H53ZM20 239V240H19ZM26 239V240H25ZM53 239V240H52ZM56 239H58V241L56 240ZM17 240V241H16ZM55 240V241H54ZM65 240H63L62 239V242L64 241L65 242ZM27 241V242H26ZM2 242H4V243H2ZM33 242H34V244H33ZM53 242H54V245L56 246V248H51L50 247V249H52V251L51 250H48V248H49V245L52 243L53 244ZM5 243H7V244H5ZM11 243H13L12 244V246L13 247H16V246H18V247H16V249H12V247H10V245H8V244H11ZM16 243H18V244H16ZM22 243H24V244H27L26 246L23 244L22 245ZM44 243V244H43ZM3 244H5V246L3 245ZM16 244V245H15ZM31 245V247H30V245ZM38 244V245H37ZM52 244L50 245V246H52ZM15 245V246H14ZM44 245V246H43ZM53 245V246H54ZM10 247V248H8V247ZM24 246V247H23ZM42 246H43V248H42ZM54 246V247H55ZM58 246H59V248H58ZM5 249H4V248ZM26 247V248H25ZM28 247V248H27ZM39 247H41L42 249H39ZM46 247V248H45ZM18 248V249H17ZM24 248V249H23ZM9 249H11L10 251H9ZM58 250V252H56L57 250ZM13 250V251H12ZM38 251V253H37V251ZM51 251L50 252V255H49V253H48V251ZM35 251H36V253H35ZM46 252H47V254H46ZM60 253L58 254V256L60 255ZM46 254V255H45ZM38 255H43V256H38ZM45 255V256H44ZM56 255H54V256H56ZM57 256V257H58ZM39 257H40V259H41V261L39 260ZM45 258V259H46ZM52 258H54L53 256H52ZM52 258H50V259H52ZM31 261H32V263H31ZM39 261H40V263H39ZM30 262V263H29ZM60 263H62V262H60ZM44 264H47V263H45L44 262Z\"/></svg>","mask_w":264,"mask_h":264}]
</instances>
